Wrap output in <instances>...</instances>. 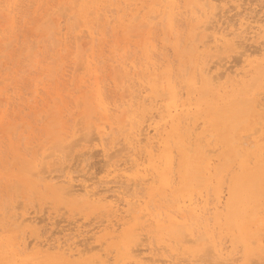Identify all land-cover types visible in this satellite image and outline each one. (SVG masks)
<instances>
[{"label": "rangeland", "instance_id": "obj_1", "mask_svg": "<svg viewBox=\"0 0 264 264\" xmlns=\"http://www.w3.org/2000/svg\"><path fill=\"white\" fill-rule=\"evenodd\" d=\"M51 1L53 3H51ZM77 1L78 0H71V1L70 0H47V1L46 0H0V54H1V57H0V81H1V83H0V109H2L0 111V117H1L0 118V172H1L0 174H3V175H0V244L3 245V243L5 241H7L9 237H11L18 244H20L22 242V244L19 246L18 252L20 253L21 257L24 258L25 260H28L31 257L32 260H29V261H31L33 264H59L60 259H59L58 255L56 254L57 253L56 250L53 249V250H49L50 252H48L47 248L43 247V248H45V249H43L42 245H41V247L39 246L41 244L40 241L43 240V236H44V240L49 238L48 241H50V238H51L50 243L51 242L52 243H60V241L66 242V239L70 238L68 240L71 242V245H73V244L75 246L79 245L77 248L74 245L73 246L75 247V249H78L80 251V254L79 255L77 254L78 256L76 255V257H78V258L75 257L73 259V261L68 262L67 264H86L87 261L89 260V258L94 256V255H97V253H98L97 256H99L101 259L104 258L103 261H105V264L107 263L106 261H108V260L110 262H108L107 264L112 263V262L114 264L115 263L114 262V258H115L114 255L116 254V252L113 250L112 245L118 241V236L121 234V231L124 228V226L122 225L123 222L128 221L127 213L125 212V214H124L126 207L122 208V205L128 207V205L126 204V201H124V200H126L125 197H127V194L130 195V197L127 198L128 200H130V199L138 200L139 199L138 200L139 203H137V204H140V202L142 201L140 204L141 206L139 205L138 208L143 207L142 205H144L147 202L146 205L148 206L149 210L151 212L158 213L160 211L163 212L164 210H166V208L171 203V202L169 203L168 200L172 199L173 196L179 192V190H180L179 188H181L183 185L182 177H180L181 176L180 172H181V169L183 167V161H185V158L182 156L181 152L179 151L178 146L176 145V137H174V136L173 137L171 136V139L168 138V141H171V142H168L169 144L167 143L168 147H169L168 151H171V155L174 159V163L172 166L173 169H171V173H170V177L172 180L171 181L172 187L168 188L172 191V193L170 194L168 189L165 190L164 186H163L164 187V189H163V187H162L163 184L160 185L161 181L158 178V176H156V178L153 179L152 175H151L153 167L154 168L157 166L158 167H162V166L165 167L164 163L162 164V162H163V154H164L163 150L165 149L166 144L163 146L161 142H158V140L163 141L162 139H165V138L167 139V136L173 131L172 127L175 126V123H173V121H171V120L169 121L170 124H169V122L167 123V125L164 124L165 120L168 119V118H165L166 117V105L171 103L173 98L171 97V93L168 92V90H166L167 94L162 95L163 94L162 92H166L163 90L165 89V87L169 88L170 86L173 87L172 89L174 91L173 92L174 97L179 98V102H187V96H188V98H190V96H191V98L188 99L189 102H191L192 96H193V98H196L195 96H197V97H200L199 99H202L201 100V102H202L201 113L198 114L199 118L201 115H203L202 112H204L205 110L208 109L205 112V115L202 116V118L200 120L198 119V116H197V120H199V123L201 124V125L199 124V126L201 128H199V126L197 124L198 122H196L195 126L197 125L199 130H198V128L196 129L195 127L192 126V130H194L196 135H193V134L189 135L188 134V132L191 130L189 128L190 125L188 127V123H185V119L183 117L184 113H183V115L180 116V118H182L183 121L180 124L181 127L179 126V128H180L179 131L181 133L187 134V136H186L187 138L185 137L186 139H190V136H191V139L187 140V142L189 141L188 143L193 144L192 146H194V144H197V145H195L194 149H192L190 151V154H189L190 158L192 159L191 160L192 163L193 164L195 163L194 165L197 164L199 166H202L204 163H202L201 161L204 162L205 159L202 160L204 156L198 152H200L202 149H203L202 151L205 152L204 149L206 150L207 147L212 145V142H214V144L212 146H210V147H214V148L213 149L211 148L212 149L211 151L207 150L208 155L210 153V156L213 157V166L218 167V170H220L222 167L224 170L223 174L221 173L222 176L217 173L218 175L216 174V180H214L212 182H209V183H206V182L203 183V181L198 182V184L196 186L197 188H196L195 193H200V195L203 197L199 200H203L204 203L207 201L209 203L210 207H213L217 201L216 200V198H217L216 192L218 190L219 191L223 190V203H226V201H228L227 199H229V197H230V194L228 192L229 190L227 188L231 187L230 189H232L234 187H238L239 185L242 184V180H244V181H246V183L250 186V188L255 193L257 192V190H256L257 188L259 189L260 187H262L258 190V194H257L258 195L257 201L260 202V203H258L259 204L258 212L261 211L260 209L264 208V195H262V194H264V164H261L260 160H264V154L262 157V155H260V154H259L260 156H256V153H258V150L261 151L264 149V140H263L264 139V134H263L264 130L261 131V128L264 129V124H263L264 123V118H263L264 108L262 106L258 105V103L256 104V102L261 103V105L264 104V101L262 98V96L264 95L263 94L264 92L263 93L260 92L261 90L257 89L256 86L259 85L260 82L264 83V81H263L264 78H262V77H264L263 76L264 75V53H263L264 51L262 50V49H264V46H263L264 42L261 44V46L257 45V43H261V41L264 40V37H263L264 36V30H263L264 26H263V29H258L259 31L258 30L256 31L258 34L255 35L256 37L255 36L253 37L254 39L249 37L250 35L247 36L248 38H250V41H251L250 42L249 40L247 41L245 38H241L239 36L238 33L241 30L238 29V27H239L238 22H240L239 20L242 19V17H246V16L242 15V13L244 14L250 8V10L247 11L248 13L250 12V14H248L246 12V14L249 15V16L247 15V18L249 17V21H250L254 17L255 21H257L258 17H259V20H261L263 17V21H260V23H258V21L255 22L254 20H251L252 25H255V23H256L257 26L261 25V28H262V22L264 24V0H242L243 2L244 1L246 2V3L244 2L245 6L243 4V6L245 7L244 8L245 10H243V11H245V12L239 11V10L243 9V6H241L242 9L239 7L238 8L236 7V9L233 8L231 10V8H230V10L228 11V8L230 6L229 5L230 2H231V4L233 3L234 7H235V4L238 2L236 4V5H238L240 3V0H238V1L237 0H234V1L229 0L228 4L226 3L227 0H220V1H218L220 5L218 6V4L217 3L216 4L218 7L221 8L222 7L221 3H223V7L220 9L221 11L218 8L215 9V11H213V13H215L216 16H214L212 18H213V20L215 18L216 22L215 21L212 22V21H210V18L209 19L207 18L208 14L210 15L208 17H211L215 14L212 13V15H211L210 13H208L206 15L201 10V5H200V3H198V0H196V1L195 0H173V1L172 0H144V1L141 0V2H140V0H89V1L86 0L85 4L83 2H81V0L78 1L79 3ZM95 3H96L95 7H101V8H103L104 11H106V9H110L112 7L114 8L115 6H117V7L121 8V11H119L121 14L118 12L114 16H111L112 21L110 20L111 18H109L108 21L103 19L102 21H98L97 23H95L93 25L94 34L91 35L88 31H86V29L88 30V25L91 24V20L95 16L92 14H90L88 16L87 11H89L90 9L92 10L93 8L87 9V6L90 4L94 5ZM103 3H104V5H103ZM143 4L145 5L144 6L145 9L143 11V16H144V19H146V17H147L146 22H145V24L147 26L142 25L141 27H138L137 25L140 26L141 24L136 23L134 28H132V30L134 31V32H132L134 37H132L133 35L130 33L132 35V36H130L128 34V30L126 29L127 20L129 17H131V14L137 10L136 8L143 7ZM241 4L242 3H240L239 6ZM61 5H62L61 8L63 11L65 10L64 9L65 6H68L69 7L68 9H70V11L72 13L74 10V12H75L74 14H75V18H76L77 22H75V20L74 21L72 20V21L75 22L76 24H78V25H76V27L73 26L75 23H72V21H70L71 17L74 19L73 15H72V13H70V11L65 10L67 12V14L68 15L70 14V15L67 17H61L62 16L60 14L61 10L58 9V8H60ZM227 5H229L228 8H227ZM232 6L233 5H231L230 7H232ZM158 8H159V10H157ZM223 8L226 9L228 12L225 11ZM216 10H218V11L216 12ZM65 11H64V13H66ZM224 11L228 13L227 14L228 16L226 15V13ZM237 11L239 12L238 16L236 13ZM48 12L50 13L49 18H51V20H52L51 23L49 22L50 19H49V21H47ZM144 12H146V13H144ZM156 12L159 13V16ZM218 12L220 13V15H224L227 17L223 16L224 18H222V16H221V19H219L220 17H219ZM105 13H107V12H105ZM78 14H79V16H78ZM107 14L109 15L111 13H107ZM217 14H218L219 18L217 17ZM65 15L66 14H64L63 16H65ZM91 15L93 17H91ZM150 15L151 16L157 15L158 18L151 23L150 20L148 19L150 17ZM251 15H256V16L252 17ZM194 16L198 17V19L200 18L199 19L200 21L204 18L203 19L204 21L208 20L209 22H207V23H210L211 25L214 24V25H212L211 28H208L209 30L206 29V27L209 26L210 24L205 25V29H204V26L201 27V28H203V30H202V29L198 28L199 25L197 26V24H199V22L197 21L198 19L197 20L194 19V18H196ZM54 17H55V19H54ZM68 17H70V18H68ZM237 17H238V19L239 18L240 19L238 20ZM260 17H261V19H260ZM4 18H5V21L3 22ZM171 18H172V20H170ZM217 18L220 21L217 20ZM191 19H192V21L190 23L189 21ZM43 20L45 23L42 22ZM222 20H223V22H222ZM227 20L229 22H227ZM230 20H232V21L236 20V21L230 22ZM109 21H111V22H109ZM224 21L227 22V25L229 23V25L228 26L224 25L223 23L226 24V22H224ZM40 22H42V24ZM220 22L222 25L220 24ZM164 23H165V25H163ZM215 23H217L216 25H218V26H216ZM235 23L238 25L236 26ZM171 24H172V27H170ZM121 25L123 28L121 27ZM195 26L197 28H195ZM216 27L219 28V31H218V29L215 30ZM229 27H231V29ZM38 28H40V29L38 30ZM233 28L238 29V30L235 29L236 36L233 35L234 33L233 34L231 33V31L234 30ZM75 29H77V30H75ZM81 29H84V30L82 31ZM114 29H116V30H114ZM210 29L212 31H210ZM221 29H222V31L224 30L223 33L221 32ZM225 29H227V31ZM50 30L51 31L53 30L52 31L53 37L55 39H57V42L59 41L58 46H55V44L52 43L53 37L50 35L51 34ZM149 30H150V32H148ZM191 30H192V34H191ZM198 30L199 31L201 30L200 33L197 32V36H198L199 40L198 39L194 40L196 37L194 34H196L195 32ZM164 31H166V32H164ZM176 31H179V32L176 33ZM140 32H141V35H140ZM146 32H148V33H146ZM201 32H202V34H201ZM203 32H204V34H203ZM210 32H211L212 37H213V34L216 32L215 35H217V33H218V34H220L219 35L220 37L223 35H224V37L228 36L229 38L228 37L227 38H228V40L230 39V41L232 39H236L234 41L235 43L232 42L233 41L232 40L231 42L233 43L232 44L233 46H226L227 47L226 50L224 49L225 45L222 44V42H221V45L217 47L214 44L215 43L214 39L211 38V36L207 35V34H210ZM225 32H227L228 34ZM81 33H84L82 37H81V35H82ZM87 33H88V36H90V37L92 36V37L91 38L87 37V35H86ZM137 33L139 34V37L136 36ZM229 33H231V34H229ZM14 34H16V35H14ZM77 34L79 35V37H81V39L76 40L77 38H75V37L77 36ZM261 34L263 35V36H261L263 38L260 37ZM164 35L167 36L168 41H166V39H165L166 36H164ZM244 35H246V34H244ZM14 36L16 37L15 39H13ZM202 36H204V37H202ZM230 36L232 39L230 38ZM206 37L208 39L210 38L211 40L209 39L210 41H205ZM258 37H260V38H258ZM61 38H63V39H61ZM131 38H133V39H131ZM139 38L143 39V40H140L141 43L139 41ZM147 38H148V41H150L153 44H149V42L146 41ZM202 38H203V40H202ZM174 39H176V42ZM212 39H213V41H212ZM237 39H238V43H239L238 45H240L242 43L243 48L241 47L242 44L240 45V48L238 45H236ZM240 39H243V40L245 39L247 43L245 42V40L244 41L241 40L242 42L239 41ZM251 39H253V41ZM260 39H261V41H260ZM3 41L4 42L10 41L11 44L7 43L9 45L8 48L5 47L6 43H4ZM138 41H139V43H138ZM203 41L205 43L206 42L207 43L205 44ZM78 42H79V45L82 46L81 49L83 52L80 57H78V54L76 53V51H77L76 50V48H77L76 43L78 44ZM187 42H189V43H187ZM208 42H212V43H210V45L215 46L217 49L215 47H214L215 49L210 47ZM252 42H255V43L253 44ZM145 43L148 44V46H146ZM245 43L247 44L248 47L244 46V45H246ZM248 43H249V45H248ZM250 43H252V44H250ZM142 44H143V46H142ZM34 45H36L35 48H33ZM56 45H57V43H56ZM114 45H115V47L117 46L116 49L113 47ZM199 45L203 46V48ZM253 45L255 46V48L257 47L256 48L257 51L259 50L258 47L259 48L261 47L262 49L261 48L260 49L262 50L261 53L263 55H261V53L259 54L260 51L257 52L256 50H254V51H256L255 52L256 54L253 53L254 54L253 55L252 53H247L249 55V56H247L246 52H249V50L251 51L252 49H254ZM87 46H89V48H91V49L85 51ZM174 46L176 48H174ZM191 47H192V49H191ZM208 47H209V49H208ZM220 47L224 50V52L222 49H221L222 51L218 49ZM229 47H231L232 50H231V48L229 49ZM244 47H245V49L246 48L248 49L250 47H252V48H250L248 51L245 50L246 52L243 51L245 53L244 54L245 56L243 57V55H238V54H240L238 52V50L239 51L244 50ZM31 48H33V50L31 51L32 53H30ZM210 48H212V49H210ZM235 49H237L236 53L234 52ZM55 50H57V52H58L57 55L59 56V58L56 56L57 57V58H55L56 61L52 59L57 53V52H55ZM166 50H167V52H166ZM192 50H195V51H192ZM116 51H118V54ZM143 51H145V52H143ZM159 51H160V53H162L161 55L159 54ZM181 51H182V53H181ZM200 51H201V54H200ZM28 52H29V55H32V56H29L27 58ZM130 52L132 53V55ZM177 52H179V53H177ZM207 52H209L208 54H211V57H209L211 60H209L210 62L208 61V64L210 65V67H211V64L213 63L212 61H214L215 58L216 59L218 58L217 56H215V53H216V55L217 54L220 55L219 58L222 56L221 54L225 55L224 53H226V55H227V53H229V55L227 56V59H229V60H227L225 57V59L220 58V59H222V60H220L218 58L217 61H215L216 63L219 62V64H221V63L223 64V62H224V65H226L229 61V63L226 66L223 65L224 68H222V70L220 69V65L218 63L217 64L215 62L213 63V64H216V66H215L216 69L213 67L214 65L212 64L211 68L213 70H211L210 77L213 75L212 73L214 72V70L215 71L216 70L224 71L226 69V67L229 68L230 66H231V69L232 68L235 70L237 69V71H236L237 73L234 70L226 69V71H228V73H227L228 75L226 74V71H225V73L222 72V73H224L222 76V78L225 79V82H224V80L218 75V73H217L218 71H216V72H214V77H215V75H217V76H219L220 79L219 78L218 79L209 78V81L206 82L204 80L205 81L204 82L203 78L201 76L202 74L200 72H201V68L203 66V62L205 61V59H206L205 63L207 62V59H209L208 58L209 55L206 54ZM230 52L233 55L230 54ZM6 53L8 55H6ZM84 53H86L85 57H88V59L91 60V65L89 66L88 69H85L84 67H82L85 69L84 71L87 73L85 76L83 75V74H85V72L80 67H78L79 70L76 69V71H74V68L76 67L75 63L78 62L77 61L78 58L81 60L85 59V58H83ZM164 53H165V55H164ZM175 53H177V54H175ZM212 53H214V54L212 55ZM127 54H129V55H127ZM194 54H195V56H194ZM241 54H243V53H241ZM76 55H77V57H75ZM188 55L190 57H188ZM204 55H206V56H204ZM251 55H252V57H251ZM129 56H130V58H129ZM201 56L204 59L203 58L201 59L200 58ZM229 56H230V58H229ZM253 56H255L254 59H253ZM260 56H262V57H260ZM147 57H149V58H147ZM243 58H245V59H243ZM196 59H198V60H196ZM248 59H249V61L246 62ZM252 59H253V62L250 61ZM255 59L256 60L260 59V61L258 60L256 63ZM261 59H262V61H261ZM30 60H32V61L29 62ZM194 60H195V63H194ZM225 60H226V64H225ZM199 61L201 62V64L199 63ZM243 62L248 64L247 68H244V66L246 67V64H244V66H243L242 65ZM30 63L33 67L30 65ZM197 63L200 64V66H198ZM205 63H204V65H205ZM186 64H187V67H190V68H188V71L186 69L187 67H185ZM50 65H51V67H50ZM80 65H82L81 61L79 63V66ZM115 65L117 67L120 65L119 66L120 67V69H119L120 73H118V74H117V71L114 70ZM228 65H229V67H228ZM253 65H254V67H253ZM162 66H163V69H162ZM197 66L200 67V69ZM217 66H219V67H217ZM232 66H234V67H232ZM259 66H261V67H259ZM5 67H7V68H5ZM221 67H222V65H221ZM242 67L244 68L243 70L245 71V73L243 70H242L243 72L241 71ZM51 68H54V69H52V71H51ZM123 68H125V69H123ZM152 68H154L155 70ZM249 68H251L252 70H253V68H256L257 70L255 69L254 71H252ZM157 69H159V70H157ZM245 69H249L248 72L250 71V74L249 73L246 74L247 70H245ZM53 70H54V72H53ZM138 70H140V72ZM142 70H145V71H142ZM153 70L156 72L157 76L155 74H153ZM78 71H80V72L78 73ZM162 71H164V72L161 74ZM185 71L188 73L186 74ZM232 71L234 72V74ZM49 72H50V74H48ZM73 72H74V74H73ZM191 72H193L192 75H190ZM198 72H199V74H198ZM254 72L256 74H254ZM45 73H47V74L45 75ZM240 73L242 74V76L246 74L245 77L246 78L248 77V79H245V77L243 78ZM53 74H54V76H53ZM116 74L118 76V79L121 80V81H119V83H117L118 80L116 79V77H117ZM136 74H138V75H136ZM149 74L151 75V77ZM236 74L239 76H237ZM251 74H254V76ZM97 75H98V77H97L98 82H97V78H95ZM152 75H154V76L152 77ZM247 75H249V76H247ZM9 76H10V78H9ZM191 77H192V79H191ZM225 77L228 79H226ZM241 77H242L241 81L243 80L242 82L239 79ZM6 78H8V79H6ZM12 78H14V79L12 80ZM87 78H88V81L85 80ZM153 78H154V80H153ZM259 78H261L262 81ZM72 79H74L73 83L71 82ZM111 79L112 80L116 79L117 81L115 80V83H114V80L112 82ZM156 79H157V81H159V83H157V81H156V83L154 84L153 82H155ZM192 80L195 82H193ZM201 80H202V82H201ZM228 80L231 81V83ZM244 80L245 81L248 80V82H245ZM250 80H252V81H250ZM160 81L163 84L160 83ZM188 82H191L190 84H192L193 86L197 82L196 86L198 88L197 87L196 88L199 89V87H200V89H199L200 91L196 89L194 92L193 90L195 88L194 87L192 88V85L188 84ZM244 82H245V86H244ZM255 82H256V84L254 85ZM98 83H99V85H98ZM202 83L204 85L203 87H201ZM214 83L216 84V86H214L215 85ZM251 83H253V84H251ZM81 84H83V86ZM224 84H226V85H224ZM250 84H251V86H250ZM188 85H190V86H188ZM230 85H232V86H230ZM261 85L262 84H260L257 87L264 89V87H262V86H264V84L262 86ZM151 86H152V88H151ZM254 86H255L256 91L259 90L258 92H260V93L256 94L255 89L253 91L252 88ZM125 87H127L126 88L127 91L123 90V89H125ZM226 87H227V89H226ZM239 87H241L240 91H238L236 89V88L239 89ZM242 87H244V88L247 87V88L244 89ZM248 87H249V89H248ZM250 87H251V89H250ZM75 88L78 89L77 93H76L77 90H75ZM158 88L159 89L161 88L159 90V93L157 92ZM90 89H91V91H90ZM135 89H137V90H135ZM220 89L221 90L223 89L222 91L225 92V93L223 92L224 96L222 95V92L220 93ZM233 89L234 90L236 89L235 91H238L239 93L237 92L235 94ZM263 89H262V91H264ZM204 90H207V92L205 94H203ZM92 91H93V93H92ZM187 91L188 92L191 91L195 95L194 94L192 95L189 92L190 93V96H189V93H187ZM196 91L199 93H197ZM228 91L229 92L233 91V92H232V94H229ZM200 92H201V94H200ZM242 92H244V93H242ZM254 92H255V94H254ZM95 93L99 94L100 97L97 94L95 96ZM160 93H162V94H160ZM72 94H73V96H72ZM87 94L91 95V96L93 95L92 96L93 98L91 96H87ZM152 94H156V95L158 94V97H156L157 100L155 99V96H153ZM226 94L228 96L227 99H226ZM233 94H235V97ZM237 94H240V95H237ZM243 94H246V95H243ZM78 95H80L81 97ZM125 95H126V97L124 98ZM150 95H152V96L150 97ZM210 95H211V97H210ZM216 95H218V96H216ZM229 95H231V96H229ZM232 95L234 98H232ZM241 95L244 96V98L247 100H244L243 98L238 100L239 99L238 96H241ZM256 95H259L260 97H258ZM251 96H252V98H251ZM57 97H60L59 100L61 102H59V100L56 99ZM79 97L82 100V106L80 104H78V102H77ZM95 97H96V99H95ZM122 97H123V99H122ZM208 97H210V98H208ZM217 97H220V99L219 98L217 99ZM223 97L226 99V100H224L225 102L220 101V100L224 99ZM249 97H250V99H249ZM1 98H3V102L1 101ZM153 98L155 100H153ZM207 98H208V101H207ZM229 98L231 99V102L236 101V103L235 102L233 103L234 106H236L235 109L230 108L228 106V107H225L227 109L221 110V108H223V106H225L226 103L230 102ZM93 99L95 102L97 101L96 102L97 104L100 103L101 107H99V105H97L95 102H93ZM149 99H150V101H149ZM158 99L164 106L158 101ZM184 99H186V100H184ZM199 99H197V98L195 99L197 103H201ZM234 99H236V100H234ZM258 99L259 100L261 99V100L259 101ZM241 100L243 102L247 101V104L244 102L246 104L245 105L243 102H240ZM153 101H155V103ZM212 101H213V103L215 102L214 105H213ZM1 102H2V106H1ZM158 102L160 105L158 104ZM220 102L222 105L220 104ZM63 103H64V105H63ZM76 103L78 104V108H77ZM205 103L207 104V107H205V105H206ZM210 103L214 107L216 106V103H218L217 104V110H216L217 112L215 111L216 108H212V110H210L211 108H209V107H212L210 105ZM224 103H225V105H223ZM253 103L255 104V106H260L263 109L259 108V107L256 108L253 105ZM10 104H12V105H10ZM50 104H52L53 106H50ZM89 104H91L92 107ZM229 104H232V103H229ZM238 104H239V106H238ZM250 104H252V105H250ZM79 105L81 106L80 109H79V107H80ZM96 105H97L98 110L96 108ZM243 105H245V107ZM230 106L234 107L233 105H230ZM82 107H83V109H82ZM240 107L241 108L244 107V108L241 110ZM228 108L233 109L232 110L233 113L231 112L232 116H230V112H229ZM73 109H75V110H73ZM124 109H126L127 111H125V113L123 112V114H122V110L124 111ZM218 109H220V110H218ZM237 109H240L243 113L241 114L240 110H238V112H236ZM99 110L101 113L99 112ZM221 111L224 112L225 114H229V117L226 116L225 114H223ZM234 111H235V113H234ZM104 112H105V114H104ZM126 112L128 115L126 114ZM163 112H164V114H163ZM218 112H219V114H218ZM155 113L157 115H159L160 117L161 116L162 117L161 118H157L159 116L154 117ZM161 113H162V115H160ZM206 113H208L209 115ZM214 113L216 115H213ZM63 114L64 115L66 114L65 117H63ZM82 114L84 115V117ZM89 114H92V116L97 117V119L95 117L90 116ZM120 114H122V115H120ZM211 114H212V116H211ZM220 114H223V115H220ZM99 115H100V117H99ZM118 115H120V116H118ZM123 115H124V117H123ZM146 115H148L149 117L153 116V118H155V119L157 118L156 120L152 119V121L155 120L153 122L154 123L153 126L156 125V123L157 124L161 123L160 124L161 128H159V134L160 135L153 128H151L152 130H150V128H148V130L153 131V134H154L153 135L152 133L147 131V133H148L147 136L150 137L151 141L148 142V139H146V137H147L146 135H145V139H143L144 136H141L142 142L139 143L140 144L139 145V144L135 143V141H132L131 139L133 138V136H135V134H133V132L139 130L141 127L143 128V124H145V122H146V120H145L146 118L144 116H146ZM233 115H234V117H233ZM254 115H256V116H254ZM117 116H118V118L119 117L121 119L123 118L121 121H120V119H118L120 123L118 121L116 122ZM148 116H146V117H148ZM219 116H221L222 119L218 118ZM223 116L225 118H223ZM203 117L205 120H207V123L203 119ZM209 117L215 118V119H217V121H215V119H212V118L209 119ZM242 117H244V118H242ZM245 117H247V118H245ZM77 118H79L81 121H83V120L85 121V122H83V124L85 123L84 126H82L83 125L82 122ZM98 118H100L99 119L100 121L98 120ZM125 118L127 119V121H129V124H127L126 120L123 121ZM257 118H259V119H257ZM223 119H224V121H225V119H227V121H228L227 124H226V122L223 121ZM237 119L239 120L238 122L235 121ZM76 120L77 121L79 120L81 123L76 122ZM96 120H98L97 121L98 123L96 122ZM144 120H145V122H144ZM159 120H160V122H159ZM209 120H212V121L210 122ZM250 120H251V122H250ZM131 121L133 122L132 124H130ZM214 121H215V123L213 125ZM260 121H261V123H260ZM142 122H144V123H142ZM147 122L145 124L146 127H147V124L151 123V120H149V121L147 120ZM220 122H223V123H220ZM232 122H234L233 123L234 125L232 124ZM91 123H93V125L95 126V127L93 126L94 128H96L98 126L99 129H101V128L105 129L107 134H105L104 137L105 136L106 137L111 136L108 139L105 138L107 141L109 140L108 143H105V142H107V141H105V139H103V140H100V139L96 140L95 139L94 140V139H92V137H91L92 140L90 141V143L87 142L88 140L86 142L82 141V138H84V134H82V133L84 131L88 130L89 132L92 133V130L87 129L89 126H91ZM122 123L124 124L123 127L121 126ZM162 123H163V126H162ZM202 123H204V124L206 123L207 126H206V124H205L206 127L204 126V124L202 126ZM244 123H245V126H244ZM259 123H260V125H259ZM52 124L54 126H52ZM172 124H173V126H172ZM223 124H225L226 127L223 126ZM255 124L259 125L256 127H258V128L260 127L258 130V133H257V135H259V136H255V133L257 132V129H258L255 127ZM85 125H86V128H85ZM185 125H187V126H185ZM220 125H222V126H220ZM236 125H237V128L235 129ZM79 126H81L80 131H82V132L78 131L77 127H79ZM114 127L115 128L117 127V128L115 129ZM120 127H122V128L120 129ZM204 127H205V131H207L209 133L210 132L214 133L216 135L215 136L214 134L213 135L211 134V138L213 136L214 141L210 138V134H207L205 132V135H204V129H202ZM209 127H211V129ZM219 127H223L225 129L220 130ZM16 128H18L17 131H16ZM82 128H84V129H82ZM94 128H93V130L95 131V133L96 132L98 133V130H95ZM164 128L166 130H164ZM186 128H188V129H186ZM229 128H230V130H229ZM239 128H240V130H238ZM253 128H256V129L253 130ZM76 129H77V132H75ZM122 129H125V130H123V132H121ZM162 130H163V132H162ZM167 130L169 131V134L166 133ZM200 130H203V131H200ZM233 130H234V132H233ZM109 132L112 135H108ZM201 132H203V133H201ZM228 132H230V133H228ZM237 132H239V135ZM13 133L16 134V136ZM84 133H86V135H87V136L85 135L86 136L85 140H86V139H88L87 137H89L90 134L88 135L87 134L88 132H84ZM231 133H233V136L231 135ZM206 134L209 136H207ZM249 134H250V136H249ZM162 135H163V137H162ZM198 135H200V136L198 137ZM23 136L25 137L24 140H23ZM196 136L199 139H197ZM201 136H204V138ZM228 136H230V137H228ZM93 137H95V135ZM97 137L99 138L98 135H97ZM120 137H123L122 140L119 139ZM208 137L210 139H208ZM231 137L234 139L231 140ZM238 137H240V138H238ZM74 138L75 139L77 138L76 140L81 142L80 145L73 147L74 143L78 144V141L76 142V140L75 141L73 140V142H74L73 144L71 143V140ZM79 138H81V140ZM228 138H230L229 141L227 140ZM56 139L59 140L60 143L63 142L62 144H64V145L65 144L67 145V143L70 140V144H72L71 149L73 147L74 151L69 150L70 145H67V147L63 146V149L66 147L65 148L66 153H65L62 150V146H61L62 144H60L59 141L58 142L54 141ZM116 139H119L120 141H118ZM172 139H174V140H172ZM200 139L201 140L205 139V140H203V142L204 141L205 142L207 141V142L203 143ZM215 139H217L218 142ZM115 140L118 142H114ZM143 140H144V142H143ZM194 140L196 143L194 142ZM234 140H235V142H234ZM53 141H54V144H52ZM96 141H97L98 145H97ZM93 142H95L96 144ZM55 143H57V144L59 143L60 145H58V147H57V145ZM121 143L123 145L128 146V147L124 146L122 148V150L120 149L121 153L124 152V153H122L123 155L120 153L117 154L116 150H112V148L113 149L121 148V146H122ZM159 143H161V144H159ZM208 143H210V144L208 145ZM216 143H217V147H218L219 143L223 145L222 146L219 144L222 147L218 148V151L220 153L222 152L223 156L221 154H218L219 152H217V150L215 151L216 154L214 153V149H217V147L215 146ZM35 144H37V145L35 146ZM94 144L96 145V147ZM202 144L203 145L206 144L207 145L206 148H205V146L203 148ZM224 144L226 146H224ZM228 144H229V146H228ZM199 145H201L202 149L200 148ZM236 145L239 146L241 149L238 150L236 148ZM26 146H28V147H26ZM59 146H61V147H59ZM91 146H93L94 148ZM196 146L198 148H196ZM100 147H101L102 152L100 151ZM103 147H105V150ZM125 147H126V149H125ZM230 147L232 149H229ZM25 148H27L28 150ZM127 148H129V149H127ZM151 148H153L152 149L153 153H151V151L149 150ZM199 148H200V150H199ZM87 149H88V151H87ZM98 149H99L100 153L103 154V156L100 155V153L98 155V152H99ZM123 149H125V150L123 151ZM219 149L223 150V151H220ZM50 150L53 151V153H48V152H50ZM68 150L72 152L71 156L67 155V154H69ZM94 150H97V151H94ZM132 150H134V151H132ZM141 150H143L144 154L148 155V157L144 154H141ZM193 150H195V152H193ZM235 150L239 151L240 156H238V154H237L238 151L235 152ZM86 151L89 153L88 155H87ZM93 151H94V154L91 153ZM110 151L112 152V154H113V151H114V153L117 154V156L113 155L114 157L113 156L111 157L112 163L109 160L110 156H108L111 153ZM131 151H132V153H131ZM95 152H97V153H95ZM45 153L52 155V156L48 155L49 157L46 158V160H45L46 163H45V165H43V166H45L47 171L48 170L51 171L54 175H62L59 173H63V175H69L72 178L74 177L73 178L74 184L78 185L81 183L80 186H78V188L81 187L82 184L83 185L86 184V185H88L89 190L91 189L90 191L96 192L98 190L97 192L100 193L101 195L105 194V196H107L109 193L110 194L111 193H114V194L117 193L119 195V197L121 198V200L117 199L118 198L117 194H115L117 197L114 196V198L111 197L110 199L116 200V202L121 204L120 205L121 208L123 210L125 209L124 211L121 210V212L123 211V213H121V212L117 213V214H119V216L116 217L114 215H111L112 213L105 210V209L103 210L102 208H98V207H95L93 205H88V204L84 203L81 200L82 199L81 197H77V198H73V199H63V198L59 197L58 195L54 194L53 192H51L50 190H46V189L44 190V188H42V187L34 186L29 179V178H31V175H32L31 172L33 171V168L31 167V162H32V159L34 157L41 156ZM133 153L136 154L137 156L134 155ZM158 153H159V155H158ZM212 153H214L215 155L214 154L212 155ZM75 154L77 155V156H75L76 160L74 158ZM90 154H92V155H90ZM104 154H105V156H104ZM59 155L61 156L60 161H59V157H60ZM81 155L85 156V157H82ZM250 155H252L253 157H250ZM78 156H79V158H78ZM127 156H129L130 158ZM157 156H158V158H157ZM194 156H195V158H194ZM226 156H229L228 160L226 159ZM68 157H69V160H68ZM161 157H162V159H161ZM223 157H224V159H223ZM231 157L233 159H231ZM254 157H255V159H254ZM150 158L151 159L154 158V159L151 160ZM198 158H200V159H198ZM217 158L219 159L218 164H217V162H218ZM65 159H67V160H65ZM79 159H81V161ZM221 159H222V161H221ZM246 159H249L248 160L249 162L246 161ZM127 160H129V161L126 162ZM216 160H217V162H216ZM229 160L230 161L232 160V161L230 162ZM251 160L252 161L254 160V162H252ZM106 161L107 162L109 161V163L107 165H106V163H107ZM131 161H133L132 165H131ZM159 161L160 162L162 161V162L160 163ZM121 162L123 164H124V162H126V163L123 165V164H121ZM140 162H141V164H140ZM158 162H159V164H157ZM243 162H245L247 164L246 167L243 166ZM73 163H74V165H72ZM78 163H79V166L77 165ZM128 163H129V165H128ZM200 163H202V164H200ZM249 163H251L252 165ZM109 164H110V167H109ZM111 164H113L112 167H111ZM154 164H156V165H154ZM122 166H124L123 168L127 169V171L125 169L123 171ZM226 166L227 167L229 166L228 168H230L229 174L227 171L228 168H226ZM232 166H234V167H232ZM58 167H60V169H58ZM63 167L64 168L66 167V168L63 170ZM69 167H71V168H69ZM128 167H129V172H128ZM241 167H244V168H241ZM40 169L42 171L43 168H40ZM82 169H83V171H82ZM53 170L54 171L56 170V171L54 172ZM17 172H18V174H17ZM230 172H231V174H230ZM6 173L10 176L7 177ZM76 173H77V175L78 174L80 175V176L78 175V178L77 177L75 178V176H77V175H75ZM128 174L131 176H129ZM134 174H135V176H134ZM136 174H138V175L136 176ZM144 174L147 175L146 178H148L147 179L148 181L147 180H145V181L141 180L140 176L144 175ZM177 174H179V175H177ZM225 174H226V177H225ZM233 174H236V175H233ZM148 175H150V177ZM218 176L222 177L221 178L222 181L219 180V182H218V180H217ZM242 177L244 179H242ZM18 178H20V179H18ZM138 179L140 181L137 183ZM175 179L177 181H175ZM225 179H227V181ZM262 181H263V184L260 185V183ZM86 182H88V183H86ZM132 182H133V184H132ZM122 184L125 187V189H123V186H121ZM135 184H137V185H135ZM138 184H140V185L138 186ZM153 184L155 185L154 187H153ZM205 184H206V187L204 186ZM11 185H12V187H11ZM89 185H91V188ZM111 185H114V187L112 186V188H111L113 191L108 190V188L111 187ZM118 185H120V186H118ZM157 185H159V186H157ZM218 185H220V186H218ZM234 185H237V186H234ZM241 186H239V188ZM128 187L130 188L129 191L127 190ZM142 187L145 189H143ZM155 187H156L157 192L155 190ZM76 188H77V186H76ZM115 188H116V190H115ZM105 189H106V191H104ZM160 189L162 192L160 191ZM31 190H33L35 193ZM143 190H146V191H143ZM214 190H216V192ZM130 191L132 193H130ZM205 192H206V196H205ZM106 193H107V195H106ZM152 193H153V195H152ZM31 194H33L34 196ZM110 194L108 195V198L110 197ZM112 195L113 194H111V196ZM133 195H135V196H133ZM143 196H144V198H143ZM224 196H225V199H224ZM141 197H142V199H141ZM260 198H262V199H260ZM119 200H120V202H119ZM122 200L124 203L122 202ZM262 200H263V202H262ZM16 203H17V207H21V208H17V207L14 208V206H16ZM35 203H37V204L35 205ZM20 204H23V205H20ZM71 205L72 206L74 205V207L72 208ZM8 207H11V208H8ZM32 209H33V211L31 213ZM14 210H15V212H14ZM28 211H29V213H28ZM74 213H76V214H74ZM17 214L20 215V217L19 216L17 217ZM23 214H25V217L27 216L28 218H30V216H28V215L33 214L34 217L31 215V217H32L31 220L34 222L32 224H29V222H28L29 220L27 219L22 224H20V221L22 220L21 215H23ZM83 214L85 217L83 216ZM87 214H89V215H87ZM110 215L112 217H109ZM103 216H106L108 218L107 219L105 217L106 221L108 222L107 224H105V220L103 223L100 221L101 217H102V220L105 219ZM125 216H127V217H125ZM88 217H90V218H88ZM95 217H96V219H95ZM35 218L36 219L38 218V220H36ZM84 218L87 220H85ZM110 218L112 221L115 220L116 222L114 221L112 223L111 220H109ZM210 218H211V215H210ZM119 219H121L123 222ZM75 221L77 222V225L74 223ZM109 222H111V223H109ZM209 223H210L209 232H211V235H213L215 237V240L217 242L221 241L222 245L225 247L224 251L227 252L225 255L226 257H223L225 259V260H223V264H227V262L231 263V261H227L226 259L231 260L232 256H233V258H232L233 263H231V264H250V262L252 264L255 261H257L259 264H264V261H263L264 260L263 259L264 258V250L260 251V252H255V253L251 254L250 256H247L243 244L240 243L236 237L237 233L234 234L235 236L233 237L232 231H231L232 234L231 233L229 234L230 229L226 225H224V222H221V224H219L217 221L215 222V220H213V217H212V219H210ZM118 224L121 225V227H119ZM115 226H116L117 230L121 228L120 231L119 230L117 231L116 228L115 229L111 228V227H115ZM220 227H223V228L220 229ZM225 227L227 228L226 232H224L226 229ZM223 229H224V231H223ZM251 229L253 232H256V234H257L256 237L260 238L262 240L261 243H263V245H264V236H263L264 228L260 229V228H257V226H254V228L252 227ZM14 230H16V231L18 230V231L16 232ZM27 230H28L29 234L26 233ZM101 230H103V232H101ZM96 232L98 234H96ZM3 233H5V234H3ZM143 233H147V231H143ZM1 234H2V236L3 235L4 236L2 237ZM27 236H28V238H27ZM148 236H150V235L147 234V236H146V234H145L144 237L142 236L144 238V241L145 240L146 241L141 242V240H139L141 245L138 247L139 248L141 247L140 249H142V248L146 249V245H148V248H147V250H145L146 252L144 255H146V257H149V258H151V255L154 258H157V257L160 258L162 256V253L164 252L165 248H163V249L161 248L162 246L158 244L155 236L154 237L150 236L149 239L147 238ZM31 237L34 239H32ZM142 237L140 236L141 239H142ZM152 237L155 240H153ZM30 238H31L32 242L29 241ZM113 238H114V240H112ZM146 238L148 239V242H147ZM23 239H25L24 240L25 243L29 239L28 244L30 242L31 243L30 246L31 245L32 246L30 247L31 249L29 247L28 248L33 253L29 249L26 250L24 248ZM52 239H53V241H52ZM58 239H60V240H58ZM55 240L56 241L58 240V241L56 242ZM73 241H78L77 243H79V244H75V242H73ZM108 241L110 242V244ZM154 241H155L156 246L154 244H152ZM200 241H201L200 243H198V242L197 243L196 242H190L191 244L188 243V245H190L192 248L197 249V250L200 249L196 254L197 256L193 257L192 260H189V259H186L185 256L180 255L179 256L180 263L186 264L188 262L189 264H213V263L217 264V261H219L218 263H221L223 258H219L218 256H216L215 258L219 259V260H217L214 258L215 255L214 256L211 255V254H215L214 251H211V252H213V253H211L209 250H207V248H206L207 245H208V249L209 248L212 249V246L210 247L211 244H210L209 240L208 241L207 240L206 241L200 240ZM103 242H104V244H103ZM100 243H102V244H100ZM107 243H108V245L106 246ZM143 243H145V245H143ZM96 244H97V246L102 245V248H105V250H103L102 248L97 247V248H100L99 252L101 251L102 253H104L103 251L106 252V250H107V252L104 254H101L102 256H100L99 252L97 251V248H92V246L94 247V245H96ZM98 244H100V245H98ZM151 244L153 245V247ZM2 245H0L1 246L0 247V264H1ZM171 245L173 247L177 246V244L174 240L171 241ZM240 245H242V246H240ZM87 247L89 248V250L87 249ZM107 247H109L108 248L109 250L106 249ZM149 247H150V249H149ZM23 248H24V250H23ZM239 248L242 249L241 250L242 252H240L241 254L238 251ZM38 249L41 251H39ZM148 249H149L150 253L147 252ZM205 249H206V252L208 251L207 253H209V254H206L207 258L204 257L205 256L204 255ZM151 250L152 251L154 250V253L151 252ZM158 250L160 252H158ZM230 250L232 253L230 252ZM86 251L88 253L91 251L90 253L93 255L87 254ZM111 251L112 252L114 251L113 256H112ZM203 251H204V254H203L204 256L201 255V253ZM83 253H86L87 255L83 254ZM29 254L30 255L33 254V255L30 256ZM82 254L84 257L83 256L81 257ZM106 254H108V255H106ZM147 254H149V255L151 254V255L149 256ZM165 254H169L167 249L165 251ZM229 254H231V255H229ZM256 254L258 256H256ZM53 255H54V257H53ZM198 255H200V257ZM208 255H211V256H208ZM227 255H229V256H227ZM241 255H242V257H241ZM25 256H27L28 258ZM236 256H238V257L240 256L241 259L235 258ZM259 256H261V258H259ZM197 257L200 258L201 260L199 259V261H197V260L194 261L195 258H197ZM250 257H251V259H250ZM34 258H36V259H34ZM208 258H209V260H208ZM211 258L213 260H210ZM234 258H235V261L233 260ZM252 258H253V260H252ZM33 259L35 261H33ZM236 259H239V260L236 261ZM254 259H256V260H254ZM182 260H184V261H182ZM38 261H39V263H38ZM224 261H225V263H224ZM258 263L255 262L254 264H258Z\"/></svg>", "mask_w": 264, "mask_h": 264}, {"label": "bare ground", "instance_id": "obj_2", "mask_svg": "<svg viewBox=\"0 0 264 264\" xmlns=\"http://www.w3.org/2000/svg\"><path fill=\"white\" fill-rule=\"evenodd\" d=\"M47 1V0H46ZM71 1V0H70ZM79 1V0H78ZM77 1V2H78ZM89 1V0H88ZM144 1V0H143ZM173 1V0H172ZM196 1V0H195ZM218 1H220V0H198V3H200V5H201V10L207 15L208 13H210L211 15H212V13H213V11H215V9H221L222 7H223V3H221V5H222V7L220 8V7H218L220 4H219V2ZM231 1H234V0H231ZM238 1V0H237ZM236 1V2H237ZM242 0H240V3H242L240 6H239V4L238 5H236L235 4V7H234V4L232 3L231 4V2H230V6L231 5H233L232 7H230L229 5H227V8H228V6H229V8H228V11L230 10V8H231V10L234 8V9H236V7L238 8H241L242 9V7L241 6H243V4H244V6H245V3L242 1ZM81 2H83L84 4L86 3V0H81ZM140 2H141V0H140ZM162 2V1H161ZM225 2V1H224ZM228 2H229V0H227V4H228ZM51 3H53L52 1H51ZM68 3V2H67ZM79 3V2H78ZM94 3V2H93ZM157 3V2H156ZM218 4V6H217V4ZM81 4V3H80ZM106 4V3H105ZM109 4V3H108ZM129 4V3H128ZM155 4V3H154ZM172 4V3H171ZM82 5V4H81ZM87 5V4H86ZM95 5H96V3L94 4V5H88L87 6V9H90V8H93L91 11L89 10V11H87V14H88V16L90 15V14H92V15H94L95 17L91 20V24H89L88 25V30L86 29V31H88L91 35H93L94 34V28H93V25L95 24V23H97L98 21H102L103 19L104 20H109V18H111V16H114L115 14H117L119 11H121V8H119V7H117V6H115L114 8L112 7V8H110V9H106V11H104L103 10V8H101V7H95ZM103 5H104V3H103ZM107 5V4H106ZM162 5V4H161ZM199 5V6H200ZM112 6V5H111ZM120 6V5H119ZM145 5L143 4V7H141V8H136L135 10V12H133L132 14H131V17H129L128 18V20H127V27H126V29L128 30V34L130 35V36H132L133 34H132V32H134L133 30H132V28H134V26H135V24L136 23H140L141 25L139 26V25H137L138 27H141L142 25L144 26V25H146L145 24V22H146V19H147V17H146V19H144V16H143V11H144V9H145V7H144ZM147 6V5H146ZM243 6V9L242 10H239V11H243V10H245L244 7ZM263 6V5H262ZM59 7V6H58ZM62 5L60 6V8H58L59 10H61L60 11V14L62 15L61 17H67V16H69L68 14H67V12L65 11V10H67V11H70V9H68L69 7L68 6H65L64 7V11L66 12V13H64V11L62 10ZM104 7V6H103ZM67 8V9H66ZM131 8V7H130ZM226 8V7H225ZM247 8V7H246ZM123 9V8H122ZM224 9V8H223ZM41 10V9H40ZM46 10V9H45ZM130 10V9H129ZM157 10H159V8L157 9ZM156 10V11H157ZM225 11H227L226 9H224ZM249 10H250V8H249ZM249 10H247V11H249ZM2 11V10H1ZM218 10H216V12H217ZM221 11V10H220ZM224 11V12H225ZM227 11V12H228ZM246 11V12H247ZM50 12V11H49ZM48 12V15H47V21H49V19H50V23L52 22V20H51V18H49L50 16H49V13ZM62 12V13H61ZM79 12V11H78ZM105 12H107V13H111V14H107V13H105ZM159 12V11H158ZM193 12V11H192ZM227 12H225L226 13V15L228 14ZM243 12H245V11H243ZM246 12L243 14L242 13V15H244V16H246V17H242V19H238V17H237V19L240 21V22H238L239 23V25L238 24H236V26L238 25L239 27H238V29L239 30H241L238 34H239V36L241 37V38H245L247 41L249 40L250 41V38H248L247 36L248 35H250L249 37H251V38H253L256 34H258L256 31L258 30V29H263V26H264V24H263V22H262V28H261V25H259V26H257V24L255 23V25H252L251 24V20H254L255 21V18L253 17V16H256V15H251L253 18L249 21V17L247 18V15L248 14H250V12L248 13V14H246ZM70 13H72L71 11H70ZM75 12H74V10H73V13H72V15H73V17H74V19L71 17H68V18H70L71 20L70 21H74L75 20V22H77L76 21V18H75V14H74ZM120 13V12H119ZM144 13H146V12H144ZM157 13V12H156ZM161 13V12H160ZM219 13V12H218ZM224 13V14H225ZM230 13V12H229ZM237 13V16H238V14H239V12L237 11L236 12ZM64 14H66L65 16H63ZM121 14V13H120ZM158 14V16H159V13H157ZM213 14H215V13H213ZM241 14V13H240ZM246 14V15H245ZM2 15V14H1ZM10 15V14H9ZM40 15V14H39ZM59 15V14H58ZM91 15V17H93ZM235 15V14H234ZM241 15V16H242ZM78 16H79V14H78ZM147 16V15H146ZM153 16V17H152ZM150 15V17L148 18L149 20H150V22L152 23L154 20H156L157 18H158V16L156 15V16H154V15ZM208 16H210L209 14H208ZM207 16V18L209 19L210 18V21H215V18H214V20H213V18L212 17H214V16H216V14L215 15H213V16H211V17H208ZM221 16H222V18H224V17H227V16H224V15H220V13H219V17H218V14H217V17L219 18V19H221ZM224 16V17H223ZM240 16V17H241ZM249 16V15H248ZM90 17V18H91ZM194 17H196V16H194ZM3 18V17H2ZM191 18V17H190ZM206 18V19H207ZM217 18V20H219ZM23 19V18H22ZM37 19V18H36ZM54 19H55V17H54ZM67 19V18H66ZM195 20H197L198 19V17H196V18H194ZM200 19V18H199ZM197 20L198 22H199V24H197V26L199 25V27L198 28H200V29H202L203 30V28H201V27H203L204 26V29H205V25H208V24H210V23H207V22H209L208 20L206 21H204L203 19L200 21V20ZM212 19V20H211ZM260 19H261V17H260ZM45 20V19H44ZM44 20L42 21L43 23H45L44 22ZM80 20V19H79ZM111 21H112V18L110 19ZM148 20V21H149ZM170 20H172V18L170 19ZM237 20V21H238ZM5 21V18H4V20H3V22ZM72 21V23H75V22H73ZM111 21H109V22H111ZM126 21V20H125ZM191 21H192V19L189 21L190 23H191ZM220 21V20H219ZM218 21V22H219ZM234 21H236V20H234ZM234 21H232V20H230V22H234ZM258 23H260V21H263V17H262V19L261 20H259V17H258ZM257 21H255V22H257ZM42 22H40L41 24H42ZM85 22V21H84ZM90 22V21H89ZM168 22V21H167ZM216 22V21H215ZM222 22H223V20H222ZM224 22H226V21H224ZM227 22H229L228 20H227ZM227 22H226V24L225 23H223L224 25H226V26H228L229 25V23H228V25H227ZM149 23V22H148ZM160 23V22H159ZM185 23V22H184ZM254 23V22H253ZM24 24V23H23ZM83 24V23H82ZM85 24V23H84ZM102 24V23H101ZM217 23H215V25H216ZM220 24H221V22H220ZM233 24V23H232ZM231 24V25H232ZM2 25V24H1ZM54 25V24H53ZM76 25H78V24H74L73 26L74 27H76ZM98 25V24H97ZM162 25V24H161ZM163 25H165V23L163 24ZM167 25V24H166ZM212 25H214V24H212ZM211 24L209 25V26H207L206 27V29H208V28H211V26H212ZM222 25V24H221ZM3 26V25H2ZM30 26V25H29ZM84 26V25H83ZM99 26V25H98ZM147 26V25H146ZM216 26H218V25H216ZM233 26V25H232ZM235 26V27H236ZM31 27V26H30ZM54 27V26H53ZM67 27V26H66ZM81 27V26H80ZM101 27V26H100ZM121 27H122V25H121ZM164 27V26H163ZM170 27H172V24H171V26ZM190 27V26H189ZM214 27V26H213ZM223 27V26H222ZM221 27V28H222ZM234 27V26H233ZM25 28V27H24ZM65 28V27H64ZM63 28V29H64ZM102 28V27H101ZM123 28V27H122ZM195 28H197L196 26H195ZM230 29H231V27H229ZM40 28H38V30H39ZM137 29V28H136ZM215 29V28H214ZM213 29V30H214ZM218 29V31H219V28H217L216 27V29L215 30H217ZM234 29V28H233ZM236 29V28H235ZM235 29L234 30H232L231 31V33L234 35V36H236V33H235ZM238 29H236V30H238ZM75 30H77V29H75ZM82 31L84 30V29H81ZM114 30H116V29H114ZM123 30V29H122ZM121 30V31H122ZM140 30V29H139ZM138 30V31H139ZM209 30V29H208ZM226 31H227V29H225ZM264 30V29H263ZM51 31V30H50ZM53 31V30H52ZM50 32L51 34V36L53 37V32ZM201 31V30H200ZM200 31L198 30V31H196L195 33L196 34H194L196 37H195V39L194 40H196V39H198L199 40V38H198V36H197V32L198 33H200ZM210 31H212L211 29H210ZM224 31V30H223ZM223 31H222V29H221V32L223 33ZM229 31V30H228ZM259 31V30H258ZM123 32V31H122ZM148 32H150V30L148 31ZM148 32H146V33H148ZM164 32H166V31H164ZM177 32H179V31H176V33ZM230 32V31H229ZM13 33V32H12ZM55 33V32H54ZM60 33V32H59ZM62 33V32H61ZM132 35H131V34ZM214 33V32H213ZM216 33V32H215ZM215 33L213 34V37L211 36V32H210V34H207V35H209V36H211V38H213L214 39V44H215V46H220L221 45V42H222V44H224L225 45V47H224V49L226 50V46H233L232 44V42H234L236 39H232L231 38V36H230V38L233 40H231L230 41V39L228 40V38L227 37H224V35L223 36H219L220 34H218L217 33V35H215ZM225 33H227V32H225ZM224 33V34H225ZM231 33H229V34H231ZM261 33V32H260ZM18 34V33H17ZM82 35H81V37L83 36V34L84 33H81ZM165 34V33H164ZM191 34H192V30H191ZM201 34H202V32H201ZM203 34H204V32H203ZM228 34V33H227ZM241 34V35H240ZM244 34H246V35H244ZM14 35H16V34H14ZM61 35V34H60ZM87 35V37H89V38H91L90 36H88V33L86 34ZM140 35H141V32H140ZM226 35V34H225ZM19 36V35H18ZM62 36V35H61ZM60 36V37H61ZM76 36V35H75ZM136 36H138L139 37V34L137 33V35ZM135 36V37H136ZM164 36H166V35H164ZM174 36V35H173ZM238 36V35H237ZM259 36V35H258ZM261 36H263L262 34L260 35V37ZM71 37V36H70ZM81 37H79V35L77 34V36L75 37V38H77L76 40H79V39H81ZM132 37H134V35L132 36ZM202 37H204V36H202ZM239 37V38H240ZM256 37V36H255ZM260 37H258V38H260ZM264 37V36H263ZM263 37H261V38H263ZM11 38V37H10ZM16 37L14 36V38L13 39H15ZM165 38V37H164ZM227 38V39H226ZM235 38V37H234ZM248 38V39H247ZM12 39V40H13ZM53 40V44H55V46H58V42H57V39H55L54 37L52 38ZM61 39H63V38H61ZM131 39H133V38H131ZM166 41H168V38H167V36H166ZM208 38L206 37L205 38V41H210L209 39L207 40ZM213 39H212V41H213ZM244 39V40H245ZM254 39V38H253ZM253 39H251L252 41H253ZM257 39V38H256ZM11 40V41H12ZM55 40V41H54ZM69 40V39H68ZM130 40V39H129ZM140 40H143V39H140L139 38V41ZM145 40V39H144ZM151 40V39H150ZM175 40V42H176V39H174ZM202 40H203V38H202ZM244 41L243 39H240L239 41ZM246 40H245V42H246ZM63 41V40H62ZM139 41H138V43H139ZM146 41H148V38H147V40ZM145 41V42H146ZM241 41V42H242ZM260 41H261V39H260ZM4 42V41H3ZM90 42V41H89ZM117 42V41H116ZM149 42V44H153V43H151L150 41H148ZM153 42V41H152ZM174 42V41H173ZM174 42V43H175ZM178 42V41H177ZM195 42V41H194ZM204 42V41H203ZM202 42V43H203ZM251 42V41H250ZM259 42V41H258ZM264 42V40H262L261 41V43H257V45L259 46H261V44ZM4 43H6L5 44V47H9V45L8 44H11L10 43V41H5ZM8 43V44H7ZM56 43H57V45H56ZM88 43V42H87ZM140 43H141V41H140ZM143 43V42H142ZM159 43V42H158ZM173 43V44H174ZM187 43H189V42H187ZM205 43V42H204ZM207 43V42H206ZM205 43V44H206ZM209 43V45H210V43H212V42H208ZM235 43V42H234ZM244 43V42H243ZM247 43V42H246ZM245 43V44H246ZM253 44L255 43V42H252ZM252 43H250V44H252ZM15 44V43H14ZM177 44V43H176ZM239 43H238V39H237V41H236V45H238ZM242 44V43H241ZM240 44V45H241ZM264 44V43H263ZM76 45H77V48H76V53L78 54V57H80L81 56V54L83 53L82 52V46L81 45H79V42H78V44L76 43ZM86 45V44H85ZM88 45V44H87ZM145 45L146 46H148V44H146L145 43ZM187 45V44H186ZM191 45V44H190ZM189 45V46H190ZM240 45H238L239 46V48H240ZM248 45H249V43H248ZM54 46V45H53ZM54 46V47H55ZM90 46V45H89ZM89 46H87V48L85 49V51H87V50H89V49H91V48H89ZM142 46H143V44H142ZM152 46V45H151ZM199 46H201V45H199ZM208 46V45H207ZM215 46H211L210 45V47H212V48H214ZM223 46V45H222ZM244 46H247V44L246 45H244ZM264 46V45H263ZM262 46V47H263ZM36 47V45H34L33 46V48H35ZM115 49H116V47H115V45L113 46ZM202 48H203V46H201ZM242 48H243V44H242V46H241ZM248 47V46H247ZM16 48V47H15ZM30 48V47H29ZM33 48H31V50H30V53H32L31 51L33 50ZM44 48V47H43ZM85 48V47H84ZM113 48V49H114ZM120 48V47H119ZM123 48V47H122ZM148 48V47H147ZM174 48H176L175 46H174ZM184 48V47H183ZM212 48H210V49H212ZM216 48V47H215ZM214 48V49H215ZM231 47H229V49H230ZM250 48H252V47H250ZM250 48H246L245 49V47H244V50H238V52L240 53V54H238V55H243V57L245 56L244 54V52H246L245 50H249ZM253 48L254 49H252L251 51L249 50V52H246V54L247 53H255L257 50H256V48H255V46L253 45ZM261 48V47H260ZM259 47H258V51L257 52H259V54L262 52V50L264 51V49H260ZM60 49V48H59ZM112 49V48H111ZM121 49V48H120ZM146 49V48H145ZM187 49V48H186ZM191 49H192V47H191ZM198 49V48H197ZM208 49H209V47H208ZM217 49V48H216ZM219 50H221L222 48L220 47V48H218ZM35 50V49H34ZM118 50V49H117ZM176 50V49H175ZM218 50V51H219ZM223 50V49H222ZM221 50V51H222ZM231 50H232V48H231ZM234 50V49H233ZM254 50H256V51H254ZM28 51V50H27ZM65 51V50H64ZM91 51V50H90ZM119 51V50H118ZM118 51H116L117 52V54H118ZM191 51V50H190ZM189 51V52H190ZM192 51H195V50H192ZM214 51V50H213ZM216 51V50H215ZM244 51V52H243ZM253 51V52H252ZM52 52V51H51ZM55 52H57V50H55ZM143 52H145V51H143ZM166 52H167V50H166ZM199 52V51H198ZM223 52H224V50H223ZM235 53L237 52V49H235V51H234ZM131 53V52H130ZM135 53V52H134ZM133 53V54H134ZM177 53H179V52H177ZM177 53H175V54H177ZM181 53H182V51H181ZM197 53V52H196ZM203 53V52H202ZM209 52H207L206 54L207 55H209L208 56V58L209 57H211V54H208ZM221 53V52H220ZM241 53H243V54H241ZM264 53V52H263ZM58 54V52L56 53V55L52 58L53 60H55L56 61V59L55 58H59V56L57 55ZM85 54L86 53H84V55H83V58H85V59H83V60H81V59H79L78 58V62L80 63V61H81V64L82 65H80L79 66V63L78 62H76L75 64H76V67L74 68V71H76V69H78V67H80L83 71L85 70V69H88L89 68V66L91 65V60H89L88 59V57H85ZM136 54V53H135ZM159 54L161 55L162 53H160V51H159ZM200 54H201V51H200ZM214 53H212V55H213ZM225 55H223V54H221L222 56L220 57V58H222V59H225V57H226V59H227V56L229 55V53H227V55H226V53H224ZM230 54H232L231 52H230ZM256 54V53H255ZM6 55H8L7 53H6ZM22 55V54H21ZM127 55H129V54H127ZM131 55H132V53H131ZM143 55V54H142ZM147 55V54H146ZM149 55V54H148ZM164 55H165V53H164ZM233 55V54H232ZM231 55V56H232ZM254 55V54H253ZM258 55V54H257ZM256 55V56H257ZM261 55H263L262 53H261ZM3 56V55H2ZM29 56H32V55H29V52H28V54H27V58L29 57ZM57 56V57H56ZM118 56V55H117ZM187 56V55H186ZM193 56V55H192ZM194 56H195V54H194ZM204 56H206V55H204ZM215 56H217L218 58H219V54H217L216 55V53H215ZM247 56H249L248 54H247ZM0 57H1V54H0ZM38 57V56H37ZM75 57H77V55L75 56ZM165 57V56H164ZM182 57V56H181ZM188 57H190L189 55H188ZM241 57V56H240ZM251 57H252V55H251ZM250 57V58H251ZM254 57L255 56H253V59H254ZM260 57H262V56H260ZM34 58V57H33ZM128 58V57H127ZM129 58H130V56H129ZM147 58H149V57H147ZM180 58V57H179ZM194 58V57H193ZM201 59L203 58L202 56L200 57ZM217 58V59H218ZM219 58V59H220ZM229 58H230V56H229ZM246 58V57H245ZM245 58H243V59H245ZM257 58V57H256ZM31 59V58H30ZM189 59V58H188ZM204 59V58H203ZM217 59L215 58L214 59V61H212L213 63L215 62V61H217ZM222 59H220V60H222ZM242 59V60H243ZM247 59V58H246ZM253 59L252 60H250V61H252L253 62ZM29 60V59H28ZM58 60V59H57ZM128 60V59H127ZM138 60V59H137ZM151 60V59H150ZM196 60H198V59H196ZM209 60H211L210 58L209 59H207V62L205 63V61H206V59H205V61L203 62V66H202V68H201V76H202V78H203V81L205 80L206 82L207 81H209V78H213V79H218L219 78V76L222 78V76H223V74L225 73V71H226V69H231V66L229 67V65H228V67L229 68H227L226 67V69L224 70V71H221L222 70V68H224V66H226L228 63H229V61H228V63L226 64V60H225V64L226 65H224V62H223V64L221 63V64H219V62H217L219 65H220V71H218V70H216V71H218L217 73H218V75L219 76H217V75H215V77H214V72H216L215 70H214V72L212 73L213 75L210 77V74H211V70H213L211 67H212V64H211V67H210V65L208 64V61ZM219 60V61H220ZM227 60H229V59H227ZM241 60V59H240ZM256 60V59H255ZM260 61V59H257L256 60V63H257V61ZM32 60H30L29 62H31ZM54 61V62H55ZM144 61V60H143ZM147 61V60H146ZM192 61V60H191ZM224 61V60H223ZM249 61V59L246 61V62H248ZM261 61H262V59H261ZM28 62V61H27ZM28 62V63H29ZM189 62V61H188ZM210 62V61H209ZM27 63V64H28ZM78 63V64H77ZM192 63V62H191ZM194 63H195V60H194ZM199 63L201 64V62L199 61ZM204 63H205V65H204ZM216 63V62H215ZM216 63V64H217ZM198 64V63H197ZM200 64H198V66H200ZM216 64H213L214 66V68L216 69ZM244 64H246L245 62H243V66H244ZM30 65H31V63H30ZM54 65V64H53ZM179 65V64H178ZM194 65V64H193ZM221 65H222V67H221ZM224 65V66H223ZM247 65L248 64H246V67L244 66V68H247ZM252 65V64H251ZM250 65V66H251ZM256 65V64H255ZM9 66V65H8ZM32 66V65H31ZM120 66V65H119ZM117 67L116 65H115V69L114 70H116L117 71V74L118 73H120V67ZM197 66V67H198ZM262 66V65H261ZM261 66H259V67H261ZM33 67V66H32ZM50 67H51V65H50ZM49 67V68H50ZM53 67V66H52ZM82 67H84V68H82ZM117 67V68H116ZM185 67H187V64H186V66ZM217 67H219V66H217ZM232 67H234V66H232ZM249 67V66H248ZM253 67H254V65H253ZM5 68H7V67H5ZM188 68H190V67H187L186 69H187V71H188ZM196 68V67H195ZM199 69H200V67H198ZM243 67L241 68V71L244 69ZM252 68V67H251ZM251 68H249V69H251ZM31 69V68H30ZM52 69H54V68H51V71H52ZM123 69H125V68H123ZM144 69V68H143ZM152 69H154V68H152ZM162 69H163V66H162ZM179 69V68H178ZM249 69H245V70H247V72H246V74L247 73H249L250 74V71L248 72V70ZM256 68H253V70L252 71H254ZM25 70V69H24ZM50 70V69H49ZM60 70V69H59ZM79 70V69H78ZM155 70V69H154ZM153 70V74H155L156 76H157V74H156V72ZM157 70H159V69H157ZM156 70V71H157ZM183 70V69H182ZM181 70V71H182ZM191 70V69H190ZM197 70V69H196ZM231 70H234L235 72L237 71V69L235 70V69H231ZM240 70V69H239ZM257 70V69H256ZM50 71V72H51ZM82 71V72H83ZM139 72H140V70H138ZM142 71H145V70H142ZM195 71V70H194ZM193 71V72H194ZM244 71V70H243ZM242 71V72H243ZM24 72V71H23ZM50 72L48 73V74H50ZM53 72H54V70H53ZM80 71H78V73H79ZM85 72V71H84ZM138 72V73H139ZM164 71H162L161 72V74L163 73ZM186 72V71H185ZM193 72H191V74L190 75H192V73ZM222 72H224V73H222ZM233 72V71H232ZM240 72V71H239ZM188 72H186V74H187ZM195 73V72H194ZM221 73V74H220ZM228 73V71H226V74ZM237 73V72H236ZM244 73H245V71H244ZM47 73H45V75H46ZM73 74H74V72H73ZM83 74V73H82ZM87 73L85 72V74H83L84 76L86 75ZM117 74H116V76H117ZM151 74V73H150ZM149 74V75H150ZM166 74V73H165ZM185 74V75H186ZM188 74V75H189ZM196 74V73H195ZM198 74H199V72H198ZM197 74V75H198ZM233 74H234V72H233ZM239 74V73H238ZM241 74V73H240ZM245 74V75H246ZM254 74H256L255 72H254ZM254 74H251V75H253L254 76ZM136 75H138V74H136ZM228 75V74H227ZM237 75V74H236ZM245 75H243L242 76V74H241V76L244 78L245 77ZM53 76H54V74H53ZM52 76V77H53ZM154 75H152V77H153ZM196 76V75H195ZM230 76V75H229ZM233 76V75H232ZM237 76H239V75H237ZM247 76H249V75H247ZM252 76V77H253ZM264 76V75H263ZM89 77V76H88ZM98 77V75L95 77V78H97ZM150 77H151V75H150ZM182 77V76H181ZM189 77V76H188ZM217 77V78H216ZM236 77V76H235ZM234 77V78H235ZM242 77L241 78H239L240 79V81H241V79H242ZM5 78V77H4ZM9 78H10V76H9ZM54 78V77H53ZM159 78V77H158ZM201 78V79H202ZM226 78V77H225ZM251 78V77H250ZM256 78V77H255ZM254 78V79H255ZM262 78H264V77H262ZM6 79H8V78H6ZM14 78H12V80H13ZM116 79L118 80V82L117 83H119V81H121L120 79H118V76L116 77ZM116 79H113L114 80V83H115V80ZM191 79H192V77H191ZM196 79V78H195ZM212 79V80H213ZM220 79V78H219ZM223 79V78H222ZM226 79H228V78H226ZM232 79V78H231ZM230 79V80H231ZM236 79V78H235ZM245 79H248V77L246 78L245 77ZM260 80H261V78H259ZM38 80V79H37ZM86 81H88V78L87 79H85ZM112 80V79H111ZM113 80H112V82H113ZM116 80V81H117ZM153 80H154V78H153ZM165 80V79H164ZM224 80V82H225V79H223ZM222 80V81H223ZM233 80V79H232ZM237 80V79H236ZM156 81H157V79L155 80V82H153L154 84L156 83ZM180 81V80H179ZM193 81V80H192ZM204 81V82H205ZM214 81V80H213ZM217 81V80H216ZM229 81V80H228ZM238 81V80H237ZM243 81V80H242ZM241 81V82H242ZM245 81V80H244ZM250 81H252V80H250ZM249 81V82H250ZM258 81V80H257ZM262 81V80H261ZM263 81H264V79H263ZM12 82V81H11ZM71 82L73 83L74 82V79H72L71 80ZM85 82V81H84ZM97 82H98V78H97ZM164 82V81H163ZM193 82H195V81H193ZM201 82H202V80H201ZM220 82V81H219ZM230 83H231V81H229ZM228 82V83H229ZM235 82V81H234ZM245 82H248V80L247 81H245ZM245 82H244V86H245ZM259 82V81H258ZM0 83H1V81H0ZM88 83V82H87ZM91 83V82H90ZM149 83V82H148ZM157 83H159V81H157ZM160 83H162L161 81H160ZM187 83V82H186ZM191 82H188V84H190ZM92 84V83H91ZM153 84V85H154ZM163 84V83H162ZM195 84V83H194ZM196 84H197V82H196ZM196 84L193 86L192 84H190V85H192V88L194 87L195 89L193 90L194 92H195V90L198 88L197 86H196ZM215 84V83H214ZM243 84V83H242ZM251 84H253V83H251ZM251 84H250V86H251ZM256 84V82L254 83V85ZM260 84H264L263 82H260ZM259 84V85H260ZM82 86H83V84H81ZM80 85V86H81ZM98 85H99V83H98ZM127 85V84H126ZM125 85V86H126ZM161 85V84H160ZM179 85V84H178ZM190 85H188V86H190ZM199 85V84H198ZM202 86L201 87H203L204 85H203V83L201 84ZM224 85H226V84H224ZM259 85H257V86H259ZM261 85V86H262ZM85 86V85H84ZM120 86V85H119ZM214 86H216V84L214 85ZM213 86V87H214ZM219 86V85H218ZM217 86V87H218ZM230 86H232V85H230ZM236 86V85H235ZM239 86V85H238ZM242 86V85H241ZM253 86V85H252ZM256 86V88L257 89H260L261 91L260 92H264V91H262V89L260 88V87H257ZM197 87V88H196ZM222 87V86H221ZM228 87V86H227ZM227 87H226V89H227ZM262 87H264V86H262ZM126 88L127 87H125V89H123V90H126ZM151 88H152V86H151ZM173 87L172 86H170L169 88H167V87H165V89L163 90V91H166V90H168V92H170L171 93V97L173 98L172 99V102L171 103H169V104H167L166 105V117L165 118H168V119H166L165 120V122H164V124L165 125H167V123L171 120V121H173V123H175V126L174 127H172L173 128V131L169 134V131L167 130V134H169L168 136H167V139L165 138V139H162L163 141H159L158 140V142H161L162 143V145L164 146L165 144L167 145H165V149L163 150V162H162V164L164 163V165H165V167H153L152 168V172H151V175H152V178L154 179V178H156V176H158V178L160 179V181H161V183H160V185L161 184H163L162 185V187L164 186L165 187V190L166 189H168V188H170V187H172V185H171V177H170V173H171V169H173L172 168V166H173V163H174V159H173V157H172V155H171V151H168L169 150V147H168V142H171V141H168V138H170L171 139V136L173 137H176V145L178 146V149H179V151L181 152V154H182V156L185 158V161H183V167H182V169H181V172H180V177H182V182H183V185H182V187L181 188H179L180 190H179V192L177 193V194H175L174 196H173V198L172 199H169L168 200V202L170 203V205L166 208V210H164L163 212L162 211H160V212H158V213H154V212H151L150 210H149V208H148V206L146 205L147 204V202L144 204V205H142L143 207H141V208H138V206L141 204V202H140V204H137V203H139V199L138 200H133V199H130V200H128L127 198H129L130 197V195H128L127 194V197H125L126 198V200H124L123 198V200L124 201H126V204L128 205V207L127 206H123L122 205V208H125L124 210L121 208V204H119L118 202H116V200H111L110 198L112 197V198H114V196H116L115 194H117V193H111V194H113L112 196H111V194H110V197L108 198V195H107V193H106V195L107 196H105V194L104 195H101L100 193H98L97 191L95 192V191H90L89 190V188H88V185H86L85 183V185H81V187H79L78 188V186H80V184H74V182H73V178L71 177V176H69V175H63V173H59V174H62V175H54L51 171H47L46 170V168H45V166H43V165H45V160H46V158L47 157H49L48 155H50V156H52L51 154H48V153H53V151H51L50 150V152H48V153H45V154H43V155H41V156H36V157H34L33 159H32V162H31V167L33 168V171L31 172L32 173V175H31V178H29L30 179V181H31V183L34 185V186H36V187H42V188H44V190L46 189V190H50L51 192H53L54 194H56V195H58L59 197H61V198H63V199H73V198H77V197H81L82 199V201L84 202V203H86V204H88V205H93V206H95V207H98V208H102L103 210L105 209V210H107V211H109V212H111L112 214L111 215H114V216H119V214H117V213H120L121 212V210H123L124 211V214H125V212L127 213V216H128V221L127 222H123L121 219H119V220H121L122 222H123V226H124V228H123V230L121 231V234L118 236V241L116 242V243H114L113 245H112V247H113V250L116 252V254L114 255L115 256V258H114V264H181L180 263V260H179V256L180 255H183V256H185L186 257V259H189V260H192V258L193 257H195V256H197L196 254H197V252L200 250V249H194V248H192L190 245H188V243H190V242H198V243H200L201 241L200 240H202V241H208L209 240V242H210V247L212 246V249L211 248H209L208 249V245H207V250H209L210 252L211 251H214V253L215 254H211V253H213V252H211L210 254L211 255H215L214 256V258L216 257V256H218L219 258H223V257H226L225 255H226V253L227 252H225L224 250H225V247L222 245V243H221V241L220 242H217L216 240H215V237L213 236V235H211V232H209V226H210V219H212V217H213V220H215V222L217 221L219 224H221V222H224V225H226L229 229V234L231 233V231H232V233H233V237L235 236L234 234H236L237 233V239H238V241L240 242V243H242L243 244V246H244V249H245V251H246V254H247V256H250L251 254H253V253H255V252H260V251H263L264 250V245H263V243H261V239L260 238H257L256 237V232H253L252 231V227L254 228V226H257V228H260V229H263L264 228V208L263 209H260L261 211H259L258 212V210H259V204L258 203H260V202H258L257 200H258V190L260 189V188H262V187H260L259 189L257 188L256 190H257V192L255 193L251 188H250V186L246 183V181H244V180H242V186L241 185H239V186H241L240 188H239V186L238 187H234V188H232V189H230V188H227L229 191V194H230V197H229V199H227L228 201H226V203H223V190H218L217 192H216V190H214L215 192H216V194H217V198H216V203L214 204V206L213 207H210V205H209V203L206 201L205 203H204V201L203 200H199V199H201V198H203L201 195H200V193H195V191H196V186H197V184H198V182L199 181H203V183H209V182H212V181H214V180H216V174L218 173L219 175H221L222 176V174H223V172H224V170H223V168L221 167V169L220 170H218V167H216V166H213V157L212 156H210V153H209V155H208V152H207V150L209 151H211L214 147H210V146H212L213 144H214V142H212V145H210L209 147H207V149L205 150L204 149V151L205 152H203L202 150V148H201V145H199L200 146V148L202 149L200 152H198V153H201L204 157H203V159L202 160H204V162L203 161H201L202 163H204L202 166H199V165H194L193 163H192V159L190 158V151L192 150V149H194V147H195V145H197V144H194V146H192L193 144H190V143H188L187 142V140H190L191 139V136H190V139H186L187 137V134H185V133H181L180 131H179V126H180V124L182 123V118H180V116L181 115H183V113H184V115H183V117H184V119H185V123H188V127H189V125H190V131L188 132V134L189 135H196L195 134V132H194V130H192V126L193 127H195L196 129L198 128L197 127V125L195 126V124H196V122H198L197 124H198V126H199V120L202 118V116H204L205 115V112L208 110H205L204 112H202L203 113V115H201L200 116V118H199V116H198V114H200L201 113V109H202V102H201V100L202 99H199L200 97H197V96H195L197 99H199L200 100V102L201 103H197L196 102V98H193V96H192V100H191V102H189L188 101V99H190L191 98V96H190V93L193 95L194 93H192L191 91H187V93H189V96H190V98H188V96H187V102H179V98H176V97H174V91H173V89H172ZM191 88V87H190ZM212 88V87H211ZM240 88L241 87H239V89L238 88H236L238 91H240ZM242 88H244V87H242ZM247 87H245L244 89H246ZM98 89V88H97ZM122 89V88H121ZM145 89V88H144ZM161 89V88H160ZM159 88H158V93H159V90H160ZM199 89H200V87H199ZM199 89H197V90H199ZM225 89V88H224ZM235 89V90H236ZM248 89H249V87H248ZM250 89H251V87H250ZM253 89V91H254V89H255V86L252 88ZM75 90H77L76 91V93L78 92V89H76L75 88ZM88 90V89H87ZM135 90H137V89H135ZM180 90V89H179ZM223 90V89H222ZM221 89H220V93L222 92V95L224 96V94H223V92L224 91H222ZM232 90V89H231ZM234 89H233V91L235 92V94L238 92V91H235ZM243 90V89H242ZM264 90V89H263ZM4 91V90H3ZM89 91V90H88ZM90 91H91V89H90ZM127 91V90H126ZM200 91V90H199ZM232 91V92H233ZM251 91V90H250ZM259 90H257L256 91V89H255V92H256V94L257 93H260V92H258ZM147 92V91H146ZM197 92V91H196ZM204 93L203 94H205L206 92H207V90H204L203 91ZM217 92V91H216ZM229 92V91H228ZM232 92H229V94H232ZM246 92V91H245ZM255 92H254V94H255ZM92 93H93V91H92ZM127 93V92H126ZM163 93V94H162ZM162 93H160V94H162V95H164V94H167V91L166 92H162ZM197 93H199V92H197ZM225 93V92H224ZM239 93V92H238ZM242 93H244V92H242ZM253 93V92H252ZM261 93V94H262ZM96 94L97 93H95V96H96ZM185 94V93H184ZM200 94H201V92H200ZM199 94V95H200ZM202 94V95H203ZM208 94V93H207ZM235 94H233L234 95V97H235ZM248 94V93H247ZM251 94V93H250ZM264 94V93H263ZM99 97H100V95L99 94H97ZM153 96H155V99L157 100V98L156 97H158V94L156 95V94H152ZM152 95H150V97L152 96ZM195 95V94H194ZM233 95H232V98H234L233 97ZM237 95H240V94H237ZM243 95H246V94H243ZM260 95V94H259ZM259 95H256V96H258V97H260ZM42 96V95H41ZM58 96V95H57ZM72 96H73V94H72ZM78 96H80V95H78ZM87 96H91V95H88L87 94ZM93 96V95H92ZM91 96V97H92ZM120 96V95H119ZM128 96V95H127ZM143 96V95H142ZM141 96V97H142ZM184 96V95H183ZM216 96H218V95H216ZM229 96H231V95H229ZM242 96V95H241ZM238 96L239 97V99L238 100H240V99H244V100H247V99H245L244 98V96ZM253 96V95H252ZM252 96H251V98H252ZM255 96V95H254ZM56 97V96H55ZM81 97V96H80ZM80 97H79V99H80ZM126 97V95L124 96V98ZM164 97V96H163ZM207 97V96H206ZM210 97H211V95H210ZM210 97H208V98H210ZM237 97V96H236ZM4 98V97H3ZM3 98H1V101L3 102ZM93 98V97H92ZM149 98V97H148ZM170 98V97H169ZM202 98V97H201ZM208 98H207V101H208ZM220 99V97H217V99ZM222 98V97H221ZM224 98V97H223ZM228 98V96H227V94H226V99ZM262 98H263V101H264V95L262 96ZM7 99V98H6ZM57 100H59L60 99V97H57L56 98ZM78 99V98H77ZM78 99V104H80L81 106H82V100L80 99L79 100ZM95 99H96V97H95ZM122 99H123V97H122ZM154 98H153V100H155ZM161 99V98H160ZM212 99V98H211ZM225 98L224 99H222V100H220V101H224V100H226ZM249 99H250V97H249ZM255 99V98H254ZM253 99V100H254ZM168 100V99H167ZM170 100V99H169ZM184 100H186V99H184ZM229 100H230V102H228V103H226V105H225V103L223 104V105H225V106H223V108H221V110H223V109H227V108H225V107H230V108H234L235 109V107L236 106H234V102L236 103V101H234V100H236V99H234L233 101L234 102H231V99L229 98ZM228 100V101H229ZM259 100V99H258ZM261 100V99H260ZM259 100V101H260ZM149 101H150V99H149ZM158 101H159V99H158ZM204 101V100H203ZM210 101V100H209ZM218 101V100H217ZM257 101V100H256ZM2 102H1V106H2ZM59 102H61L60 100H59ZM76 102V101H75ZM93 102H95L94 101V99H93ZM97 102V101H96ZM95 102V103H96ZM154 103H155V101H153ZM160 102V101H159ZM159 102H158V104H159ZM225 102V101H224ZM240 102H243L242 100L240 101ZM239 102V103H240ZM246 104H247V101H244ZM243 102V103H244ZM249 102V101H248ZM253 102V101H252ZM161 103V102H160ZM166 103V102H165ZM212 103H213V101H212ZM215 103V102H214ZM214 103H213V105H214ZM229 103H232V104H229ZM244 103V104H245ZM258 103V105H260V106H262L263 108H264V104L263 105H261V103H259V102H256V104ZM77 104V103H76ZM78 104H77V108H78ZM94 104V103H93ZM97 104V103H96ZM157 104V105H158ZM162 104V103H161ZM206 104V103H205ZM217 104L218 103H216V106L214 107V106H212L211 105V103H210V105L212 106V107H209V108H211L210 110H212V108H216L215 109V111L217 110ZM220 104H221V102H220ZM219 104V105H220ZM229 104V105H228ZM245 104V105H246ZM10 105H12V104H10ZM63 105H64V103H63ZM79 105V106H80ZM91 107H92V105L91 104H89ZM97 105H99V107H101L100 105V103H98ZM97 105H96V108H97ZM148 105V104H147ZM152 105V104H151ZM160 105V104H159ZM163 105V104H162ZM204 105V104H203ZM209 105V104H208ZM222 105V104H221ZM230 105H233L234 107H232V106H230ZM245 105H243L244 107H245ZM250 105H252V104H250ZM253 105L255 106V104L253 103ZM15 106V105H14ZM32 106V105H31ZM50 106H53L52 104H50ZM55 106V105H54ZM81 106L79 107V109L81 108ZM146 106V105H145ZM164 106V105H163ZM238 106H239V104H238ZM260 106H255L256 108L257 107H259V108H262V107H260ZM4 107V106H3ZM76 107V106H75ZM160 107V106H159ZM205 107H207V104L205 105ZM244 107H240L241 108V110L244 108ZM254 107V108H255ZM123 108V107H122ZM238 108V107H237ZM262 108V109H263ZM82 109H83V107H82ZM206 109V108H205ZM2 109H0V111H1ZM73 110H75V109H73ZM97 110H98V108H97ZM101 110V109H100ZM100 110H99V112H100ZM130 110V109H129ZM214 110V109H213ZM218 110H220V109H218ZM228 110H229V112H230V116H232V114H231V112L233 113V109H229L228 108ZM231 110V111H230ZM238 110H240V109H237L236 110V112H238ZM240 110V112H241V114L243 113L242 111ZM260 110V109H259ZM125 111H127L126 109H124V111L122 110V114H123V112L125 113ZM150 111V110H149ZM214 111V112H215ZM261 111V110H260ZM263 111V110H262ZM154 112V111H153ZM157 112V111H156ZM211 112V111H210ZM209 112V113H210ZM213 112V111H212ZM217 112V111H216ZM222 112V111H221ZM239 112V113H240ZM2 113V112H1ZM95 113V112H94ZM101 113V112H100ZM121 113V112H120ZM223 114H225L224 112H222ZM234 113H235V111H234ZM75 114V113H74ZM84 114V113H83ZM82 114V115H83ZM104 114H105V112H104ZM116 114V113H115ZM122 114H120V115H122ZM126 114H127V112H126ZM163 114H164V112H163ZM206 114H208V113H206ZM218 114H219V112H218ZM223 114H220V115H223ZM261 114V113H260ZM54 115V114H53ZM66 115V114H65ZM65 115L63 114V117H65ZM81 115V116H82ZM85 115V114H84ZM84 115H83V117H84ZM90 116H92V114H89ZM120 115H118V116H120ZM128 115V114H127ZM145 115V114H144ZM152 115V114H151ZM160 115H162V113L160 114ZM209 115V114H208ZM213 115H216L215 113L213 114ZM226 116H228L229 117V114H225ZM235 115V114H234ZM234 115H233V117H234ZM258 115V114H257ZM55 116V115H54ZM87 116V115H86ZM118 116H117V120H116V122L118 121L119 122V120L118 119H120V121L123 119H121L120 117L118 118ZM126 116V115H125ZM146 116H148V115H146ZM146 116H144L146 119V122H147V120L149 121V120H151V123H149V124H147V127L145 126V124H146V122H145V120H144V122H145V124H143V128L141 127L139 130H137V131H135V132H133V134H135V136H133V138L131 139L132 141H135V143H137V144H139V143H141L142 142V137L141 136H144V138L143 139H145V135L147 136V131L148 132H150V133H152L153 134V131H149L148 130V128H150V130H152L151 128H153L158 134H159V128H161L160 127V124H157L156 123V125H154L153 126V122L157 119V118H161L159 115H157L156 113H155V115H154V117L155 116H159V117H157L156 119L155 118H153V116H148V117H146ZM197 116H198V119L199 120H197ZM207 116V115H206ZM205 116V117H206ZM211 116H212V114H211ZM236 116V115H235ZM242 116V115H241ZM254 116H256V115H254ZM92 117H95V116H92ZM99 117H100V115H99ZM106 117V116H105ZM123 117H124V115H123ZM164 117V116H163ZM232 117V118H233ZM262 117V116H261ZM1 118V117H0ZM96 119H97V117H95ZM148 118V119H147ZM212 118V117H211ZM210 117H209V119H211ZM218 118H220V119H222L221 118V116H219ZM223 118H225L224 116H223ZM242 118H244V117H242ZM245 118H247V117H245ZM251 118V117H250ZM263 118H264V115H263ZM77 119H79V118H77ZM100 118H98V120H99ZM144 119V118H143ZM152 119H155L154 121H152ZM203 119H204V117H203ZM212 119H215V118H212ZM239 119V118H238ZM235 120L236 122H238L239 120ZM257 119H259V118H257ZM80 120V119H79ZM77 121L76 120V122H78V123H81L82 122V124H83V122H85L84 120L83 121ZM91 120V119H90ZM98 120H96V122L98 121ZM127 121V119L125 118L123 121ZM205 120V119H204ZM203 120V121H204ZM219 120V119H218ZM230 120V119H229ZM100 121V120H99ZM143 121V120H142ZM158 121V120H157ZM206 121V123H207V120H205ZM204 121V122H205ZM210 122L212 121V120H209ZM215 121H217V119H215ZM215 121L213 122V125H214V123H215ZM223 121H224V119H223ZM259 121V120H258ZM75 122V123H76ZM93 122V121H92ZM95 122V123H96ZM144 122H142V123H144ZM159 122H160V120H159ZM158 122V123H159ZM201 122V121H200ZM224 122H226V124H227V119H225V121ZM231 122V121H230ZM250 122H251V120H250ZM98 123V122H97ZM96 123V124H97ZM100 123V122H99ZM120 123V122H119ZM133 122L131 121L130 122V124H132ZM148 123V122H147ZM205 123V124H206ZM220 123H223V122H220ZM234 122H232V124H233ZM260 123H261V121H260ZM260 123H259V125H260ZM263 123V122H262ZM85 124V123H84ZM84 124L82 125V126H84ZM127 124H129V121H127ZM169 124H170V122H169ZM203 124L204 123H202V126H203ZM205 124H204V126H205ZM238 124V123H237ZM241 124V123H240ZM250 124V123H249ZM264 124V123H263ZM262 124V125H263ZM20 125V124H19ZM123 123L121 124V126L123 127ZM184 125V124H183ZM201 125V124H200ZM219 125V124H218ZM234 125V124H233ZM239 125V124H238ZM242 125V124H241ZM259 125H257V124H255V127L256 126H259ZM17 126V125H16ZM35 126V125H34ZM52 126H54L53 124H52ZM94 125H93V123H91V126H89L87 129H90V130H92V133L91 132H89L88 130L87 131H84V132H88L87 134L89 135L90 134V136L89 137H87L88 139H86L85 140V137L87 136L86 135V133H82V134H84V138H82V141H87V142H89L90 143V141L92 140V139H100V140H103V139H108L109 137H111V136H105L104 137V135L105 134H107L106 133V131H105V129L104 128H101V129H99V127L97 126L96 128H94L93 127ZM126 126V125H125ZM162 126H163V123H162ZM172 126H173V124H172ZM185 126H187V125H185ZM206 126H207V124H206ZM205 126V127H206ZM220 126H222V125H220ZM223 126H225V124H223ZM228 126V125H227ZM244 126H245V123H244ZM243 126V127H244ZM12 127V126H11ZM95 129V130H98V133L96 134L95 133V131L93 130V128ZM122 127H120V129L122 128ZM171 127V126H170ZM181 127V126H180ZM184 127V126H183ZM182 127V128H183ZM205 127L204 128H202V129H204V135H205V132L207 133V134H210V138H211V134L213 135L214 133H209V132H207V131H205ZM226 127V126H225ZM239 127V126H238ZM242 127V128H243ZM30 128V127H29ZM65 128V127H64ZM78 128V131H80L81 130V126H79V127H77ZM85 128H86V125H85ZM113 128V127H112ZM115 128V127H114ZM117 128V127H116ZM115 128V129H116ZM146 128V129H145ZM167 128V127H166ZM194 128V129H195ZM199 128H201L200 126H199ZM199 128H198V130H199ZM210 129H211V127H209ZM208 128V129H209ZM237 128V125H236V127H235V129ZM241 128V129H242ZM256 128H258V127H256ZM256 128H253V130L254 129H256ZM260 128V127H259ZM259 128L257 129V132L255 133V136H259V135H257V133H258V130H259ZM66 129V128H65ZM82 129H84V128H82ZM186 129H188V128H186ZM219 129L221 130V129H225V128H223V127H219ZM227 129V128H226ZM18 130V128H16V131ZM123 130H125V129H122V131L121 132H123ZM164 130H166L165 128H164ZM229 130H230V128H229ZM228 130V131H229ZM238 130H240V128L238 129ZM262 130H264L263 128H261V131ZM94 131V132H93ZM129 131V130H128ZM154 131V132H155ZM200 131H203V130H200ZM219 131V130H218ZM225 131V130H224ZM75 132H77V129H76V131ZM80 132H82V131H80ZM79 132V133H80ZM162 132H163V130H162ZM184 132V131H183ZM199 132V131H198ZM233 132H234V130H233ZM260 132V131H259ZM65 133V132H64ZM78 133V134H79ZM95 133V134H94ZM119 133V132H118ZM201 133H203V132H201ZM217 133V132H216ZM228 133H230V132H228ZM238 133V135H239V132H237ZM262 133V132H261ZM14 134V133H13ZM81 134V135H82ZM92 134V135H91ZM163 134V133H162ZM198 134V133H197ZM200 134V133H199ZM206 134V135H207ZM264 134V133H263ZM15 136H16V134H14ZM86 135V136H85ZM95 135V137H93ZM97 135L99 136V138L97 137ZM108 135H112L110 132H109V134ZM115 135V134H114ZM119 135V134H118ZM154 135V134H153ZM160 135V134H159ZM158 135V136H159ZM215 135V134H214ZM229 135V134H228ZM231 135L233 136V133H231ZM14 136V137H15ZM166 136V135H165ZM200 135H198V137H199ZM207 136H209V135H207ZM206 136V137H207ZM216 136V135H215ZM249 136H250V134H249ZM47 137V136H46ZM91 137H92V139H91ZM162 137H163V135H162ZM161 137V138H162ZM186 137V138H185ZM194 137V136H193ZM197 136H196V138L197 139H199ZM201 137H203L204 138V136H201ZM228 137H230V136H228ZM64 138V137H63ZM122 138L123 137H120L119 139H121L122 140ZM159 138V137H158ZM209 137H208V139H210ZM224 138V137H223ZM238 138H240V137H238ZM25 139V137L23 136V140ZM59 139V138H58ZM77 139V138H76ZM75 138L74 139H72L71 140V143L73 144L74 142H73V140L75 141L76 140ZM80 140H81V138H79ZM84 139V140H83ZM105 139V141H107ZM119 139H116V140H118V141H120ZM146 139H148V142H150L151 140H150V137H146ZM169 139V140H170ZM213 141H214V139H213V136H212V138H211ZM219 139V138H218ZM221 139V138H220ZM229 139L230 138H228L227 140L229 141ZM232 139H234V138H232L231 137V140ZM66 140V139H65ZM111 140V139H110ZM114 141V142H118V141ZM172 140H174V139H172ZM196 140V139H195ZM195 140H194V142H195ZM201 140V139H200ZM199 140V141H200ZM203 140H205V139H203ZM203 140H201L202 142H203ZM216 141H217V139H215ZM225 140V139H224ZM264 140V139H263ZM55 142H58L59 140H54ZM54 141H53V143L52 144H54ZM78 140H76V142H77ZM109 141V140H108ZM108 141L107 142H105V143H108ZM128 141V140H127ZM197 141V140H196ZM221 141V140H220ZM250 141V140H249ZM129 142V141H128ZM143 142H144V140H143ZM147 142V143H148ZM198 142V141H197ZM205 142V141H204ZM203 142V143H204ZM207 142V141H206ZM205 142V143H206ZM211 142V141H210ZM218 142V141H217ZM233 142V141H232ZM234 142H235V140H234ZM59 143H60V141H59ZM57 144V143H55L56 145H57V147H58V145H60V144H62L63 142H61L60 144ZM67 143V142H66ZM80 141H78V144H73V147L74 146H77V145H80ZM93 143H95V142H93ZM96 143H97V141H96ZM95 143V144H96ZM110 143V142H109ZM154 143V142H153ZM161 143H159V144H161ZM168 143V144H167ZM193 143V142H192ZM196 143V142H195ZM72 144H70V140H69V142L67 143V145H70V149L69 150H71V151H74L73 150V147H72V149H71V145ZM92 144V143H91ZM94 144V145H95ZM127 144V143H126ZM172 144V143H171ZM210 143H208V145H209ZM220 144V143H219ZM218 144V147H217V143H216V147H217V149H214V153H215V151L217 150V152H219L218 151V148H221L223 145L222 144H220V145H222V146H220ZM227 144V143H226ZM37 144H35V146H36ZM67 145L65 144H62L61 146H62V150L66 153V151H65V148L67 147ZM87 145V144H86ZM93 145V144H92ZM97 145H98V143H97ZM100 145V144H99ZM109 145V144H108ZM121 148H116V149H113L112 148V150H116L117 151V154H122V153H124V152H122L121 153V150H122V148L124 147V146H126V145H123L122 143H121ZM140 145V144H139ZM161 145V146H162ZM203 145V144H202ZM233 145V144H232ZM61 146H59V147H61ZM63 146H66L64 149H63ZM120 146V145H119ZM172 146V145H171ZM193 148H192V147ZM204 146H205V148H206V144H204L203 145V148H204ZM220 146V147H219ZM224 146H226L225 144H224ZM228 146H229V144H228ZM25 147V146H24ZM26 147H28V146H26ZM32 147V146H31ZM30 147V148H31ZM91 147H93V146H91ZM95 147H96V145H95ZM106 147V146H105ZM105 147H103L104 148V150H105ZM126 147H128V146H126ZM126 147H125V149H126ZM131 147V146H130ZM143 147V146H142ZM260 147V146H259ZM262 147V146H261ZM94 148V147H93ZM115 148V147H114ZM173 148V147H172ZM196 148H198L197 146H196ZM195 148V149H196ZM200 148H199V150H200ZM210 148V149H209ZM212 148V149H211ZM236 148L238 149V150H240L241 148L239 147V146H237L236 145ZM257 148V147H256ZM25 149H27V148H25ZM118 149V150H117ZM121 149V150H120ZM125 149H123V151L125 150ZM127 149H129V148H127ZM133 149V148H132ZM153 148H151V149H149L150 151H151V153H153L152 150ZM228 149V148H227ZM229 149H232L231 147L229 148ZM28 150V149H27ZM60 150V149H59ZM61 150V151H62ZM68 150V152H69V154H67L68 156H71V154H72V152L71 151H69ZM111 150V151H112ZM177 150V149H176ZM220 150V149H219ZM237 150V151H238ZM254 150V149H253ZM258 150V149H257ZM23 151V150H22ZM30 151V150H29ZM87 151H88V149H87ZM86 151V152H87ZM92 151V150H91ZM94 151H97V150H94ZM94 151L93 152H91V153H93L94 154ZM98 151H99V149H98ZM100 151L102 152V150H101V147H100ZM100 151L98 152V155H99V153H100ZM110 151V152H111ZM132 151H134V150H132ZM132 151H131V153H132ZM149 151V152H150ZM158 151V150H157ZM168 151V152H167ZM220 151H223V150H220ZM231 151V150H230ZM233 151V150H232ZM236 150H235V152H237ZM60 152V151H59ZM67 152V153H68ZM85 152V151H84ZM105 152V151H104ZM109 152V153H110ZM189 152V153H188ZM193 152H195V150H193ZM207 152V153H206ZM213 152V151H212ZM264 152V149L263 150H258V153H256V156H260V155H262V157H263V153ZM78 153V152H77ZM83 153V152H82ZM81 153V154H82ZM95 153H97V152H95ZM136 153V152H135ZM146 153V152H145ZM148 153V152H147ZM160 153V152H159ZM159 153H158V155H159ZM175 153V152H174ZM214 153H212V155L214 154ZM234 153V152H233ZM255 153V152H254ZM253 153V154H254ZM55 154V153H54ZM85 154V153H84ZM89 153L87 152V155H88ZM112 154V152L110 153V155H108V156H110L109 158V160H110V162H111V157L114 155H116L117 156V154L116 153H114V151H113V154ZM134 154V153H133ZM141 154H144V152H143V150H141ZM207 154V155H206ZM216 154V153H215ZM214 154V155H215ZM218 154H221L222 156H223V153L221 152H219ZM238 156H240V154H239V151H238ZM251 154V153H250ZM260 154V155H259ZM57 155V154H56ZM86 155V154H85ZM90 155H92V154H90ZM89 155V156H90ZM100 155H102L103 156V154H101L100 153ZM123 155V154H122ZM134 155H136V154H134ZM144 155H146V154H144ZM234 155V154H233ZM249 155V154H248ZM255 155V154H254ZM60 156V155H59ZM75 156H77L76 154L74 155V158H75ZM82 156V155H81ZM104 156H105V154H104ZM113 156V157H114ZM126 156V155H125ZM137 156V155H136ZM147 157H148V155H146ZM179 156V155H178ZM235 156V155H234ZM82 157H85V156H82ZM120 157V156H119ZM127 157H129V156H127ZM192 157V156H191ZM201 157V156H200ZM228 157L229 156H226V159L228 160ZM233 157V156H232ZM231 157V159H233ZM236 157V156H235ZM250 157H253L252 155H250ZM60 158H61V156L59 157V161H60ZM78 158H79V156H78ZM130 158V157H129ZM142 158V157H141ZM157 158H158V156H157ZM194 158H195V156H194ZM257 158V157H256ZM58 159V158H57ZM140 159V158H139ZM148 159V158H147ZM151 159V158H150ZM152 159H154V158H152ZM151 159V160H152ZM161 159H162V157H161ZM179 159V158H178ZM198 159H200V158H198ZM218 159V158H217ZM223 159H224V157H223ZM230 159V158H229ZM236 159V158H235ZM243 159V158H242ZM250 159V158H249ZM249 159H246V161H248ZM253 159V158H252ZM254 159H255V157H254ZM13 160V159H12ZM65 160H67V159H65ZM64 160V161H65ZM68 160H69V157H68ZM75 160H76V158H75ZM80 161H81V159H79ZM85 160V159H84ZM83 160V161H84ZM120 160V159H119ZM122 160V159H121ZM131 160V159H130ZM142 160V159H141ZM145 160V159H144ZM180 160V159H179ZM238 160V159H237ZM63 161V162H64ZM79 161V162H80ZM129 160H127L126 162H128ZM221 161H222V159H221ZM230 161V160H229ZM232 161V160H231ZM230 161V162H231ZM252 161V160H251ZM62 162V161H61ZM107 162V161H106ZM105 162V163H106ZM126 162H124V164L126 163ZM132 162L133 161H131V165H132ZM155 162V161H154ZM160 162V161H159ZM159 162L157 163V164H159ZM160 162V163H161ZM196 162V161H195ZM199 162V161H198ZM197 162V163H198ZM216 162H217V160H216ZM227 162V161H226ZM249 162V161H248ZM247 162V163H248ZM252 162H254V160L252 161ZM65 163V162H64ZM63 163V164H64ZM68 163V162H67ZM109 163V161L106 163V165ZM112 163V162H111ZM148 163V162H147ZM180 163V162H179ZM202 163H200V164H202ZM219 163V159H218V162H217V164ZM221 163V162H220ZM240 163V162H239ZM260 163L261 164H264V160H260ZM120 164V163H119ZM118 164V165H119ZM121 164H123L122 162H121ZM120 164V165H121ZM123 164V165H124ZM140 164H141V162H140ZM161 164V165H162ZM216 164V165H217ZM228 164V163H227ZM226 164V165H227ZM249 164H251V163H249ZM72 165H74V163L72 164ZM78 166H79V163L77 164ZM85 165V164H84ZM112 165L113 164H111V167H112ZM128 165H129V163H128ZM135 165V164H134ZM133 165V166H134ZM150 165V164H149ZM154 165H156V164H154ZM215 165V164H214ZM231 165V164H230ZM252 165V164H251ZM42 166V167H41ZM151 166V165H150ZM235 166V165H234ZM234 166H232V167H234ZM243 166L244 167H246L247 166V164L245 163V162H243ZM72 167V166H71ZM71 167H69V168H71ZM83 167V166H82ZM109 167H110V164H109ZM108 167V168H109ZM124 166H122V168H123ZM130 167V166H129ZM129 167H128V172H129ZM229 167V166H228ZM227 166H226V168H228ZM244 167H241V168H244ZM8 168V167H7ZM6 168V169H7ZM40 168H43L42 169V171H41V169ZM66 168V167H65ZM64 167H63V170L65 169ZM120 168V167H119ZM145 168V167H144ZM143 168V169H144ZM147 168V167H146ZM176 168V167H175ZM237 168V167H236ZM45 169V170H44ZM58 169H60V167H58ZM74 169V168H73ZM76 169V168H75ZM107 169V168H106ZM118 169V168H117ZM124 169L125 168H123V171H124ZM230 168H228V174H229V170ZM31 170V169H30ZM126 171H127V169H125ZM149 170V169H148ZM54 171V170H53ZM56 171V170H55ZM54 171V172H55ZM82 171H83V169H82ZM85 171V170H84ZM110 171V170H109ZM113 171V170H112ZM111 171V172H112ZM117 171V170H116ZM121 171V170H120ZM226 171V172H227ZM234 171V170H233ZM110 172V173H111ZM137 172V171H136ZM149 172V171H148ZM175 172V171H174ZM225 172V173H226ZM232 172V171H231ZM231 172H230V174H231ZM235 172V171H234ZM1 173V172H0ZM13 173V172H12ZM145 173V172H144ZM222 173V174H221ZM17 174H18V172H17ZM20 174V173H19ZM56 174V173H55ZM58 174V173H57ZM142 174V173H141ZM147 174V173H146ZM146 174H144V175H141L140 176V178H141V180H147L148 178H146ZM176 174V173H175ZM217 174V175H218ZM227 174V173H226ZM226 174H225V177H226ZM227 174V175H228ZM0 175H3V174H0ZM6 175H7V177H9L10 175H8L7 173H6ZM72 175V174H71ZM75 175H77V173L75 174ZM79 175V174H78ZM78 175L77 176H75V178L77 177L78 178ZM129 175V174H128ZM138 174H136V176H137ZM177 175H179V174H177ZM176 175V176H177ZM233 175H236V174H233ZM5 176V175H4ZM80 176V175H79ZM129 176H131V175H129ZM134 176H135V174H134ZM149 177H150V175H148ZM221 176H218L217 177V180H218V182H219V180L220 181H222L221 180ZM232 176V175H231ZM106 177V176H105ZM215 177V178H214ZM230 177V176H229ZM17 178V177H16ZM110 178V177H109ZM139 178V179H140ZM173 178V177H172ZM240 178V177H239ZM18 179H20V178H18ZM111 179V178H110ZM136 179V178H135ZM137 180V183L140 181V180ZM242 179H244L243 177H242ZM124 180V179H123ZM158 180V179H157ZM226 181H227V179H225ZM114 181V180H113ZM119 181V180H118ZM121 181V180H120ZM148 181V180H147ZM159 181V180H158ZM175 181H177L176 179H175ZM230 181V180H229ZM238 181V180H237ZM174 182V181H173ZM240 182V181H239ZM86 183H88V182H86ZM103 183V182H102ZM125 183V182H124ZM159 183V182H158ZM177 183V182H176ZM181 183V182H180ZM227 183V182H226ZM18 184V183H17ZM16 184V185H17ZM92 184V183H91ZM104 184V183H103ZM131 184V183H130ZM132 184H133V182H132ZM131 184V185H132ZM155 184V183H154ZM153 184V187L155 186ZM173 184V183H172ZM213 184V183H212ZM215 184V183H214ZM263 184V181L260 183V185H262ZM21 185V184H20ZM116 185V184H115ZM135 185H137V184H135ZM140 184H138V186H139ZM216 185V184H215ZM223 185V184H222ZM238 185V184H237ZM237 185H234V186H237ZM76 186H77V188H76ZM90 186V188H91V185H89ZM108 186V185H107ZM112 186L114 187V185H111V187H109L108 188V190H112L111 188H112ZM118 186H120V185H118ZM121 186H123V184L121 185ZM149 186V185H148ZM152 186V185H151ZM157 186H159V185H157ZM205 187H206V184L204 185ZM218 186H220V185H218ZM232 186V185H231ZM11 187H12V185H11ZM164 187H163V189H164ZM199 187V186H198ZM202 187V186H201ZM93 188V187H92ZM129 188V187H128ZM127 188V190L129 191L130 190V188L128 189ZM143 188V187H142ZM209 188V187H208ZM225 188V187H224ZM123 189H125V187L123 186ZM143 189H145V188H143ZM151 189V188H150ZM159 189V188H158ZM207 189V188H206ZM219 189V188H218ZM16 190V189H15ZM115 190H116V188H115ZM149 190V189H148ZM155 190H156V187H155ZM31 191H33V190H31ZM104 191H106V189L104 190ZM103 191V192H104ZM113 191V190H112ZM127 191V192H128ZM133 191V190H132ZM140 191V190H139ZM143 191H146V190H143ZM154 191V190H153ZM159 191V190H158ZM160 191H161V189H160ZM168 191L170 192V194L172 193V191L170 190V189H168ZM207 191V190H206ZM34 192V191H33ZM32 192V193H33ZM156 192H157V190H156ZM162 192V191H161ZM35 193V192H34ZM125 193V192H124ZM123 193V194H124ZM130 193H132L131 191H130ZM143 193V192H142ZM175 193V192H174ZM173 193V194H174ZM203 193V192H202ZM263 193V192H262ZM120 194V193H119ZM126 194V193H125ZM124 194V195H125ZM144 194V193H143ZM208 194V193H207ZM225 194V193H224ZM228 194V195H229ZM31 195H33V194H31ZM152 195H153V193H152ZM210 195V194H209ZM262 195H264V194H262ZM34 196V195H33ZM117 196H118V198L117 199H120L121 200V198L119 197V195L117 194ZM116 196V197H117ZM133 196H135V195H133ZM166 196V195H165ZM170 196V195H169ZM205 196H206V192H205ZM212 196V195H211ZM261 196V195H260ZM122 197V196H121ZM136 198V197H135ZM143 198H144V196H143ZM170 198V197H169ZM209 198V197H208ZM110 199V200H109ZM116 199V198H115ZM141 199H142V197H141ZM151 199V198H150ZM224 199H225V196H224ZM260 199H262V198H260ZM120 200H119V202H120ZM123 200H122V202H123ZM210 201V200H209ZM213 201V200H212ZM151 202V201H150ZM262 202H263V200H262ZM23 203V202H22ZM124 203V202H123ZM37 203H35V205H36ZM10 205V204H9ZM20 205H23V204H20ZM72 206V205H71ZM141 206V205H140ZM17 207V203H16V206H14V208H16ZM25 207V206H24ZM74 207V205L72 206V208ZM76 207V206H75ZM8 208H11V207H8ZM17 208H21V207H17ZM261 208V207H260ZM29 209V208H28ZM71 209V208H70ZM96 209V208H95ZM213 210V211H212ZM32 211H33V209L31 210V213H32ZM123 211L121 212V213H123ZM7 212V211H6ZM9 212V211H8ZM14 212H15V210H14ZM37 212V211H36ZM108 212V213H109ZM20 213V212H19ZM18 213V214H19ZM28 213H29V211H28ZM34 213V212H33ZM104 213V212H103ZM17 214V217L19 216L20 217V215H18ZM74 214H76V213H74ZM94 214V213H93ZM92 214V215H93ZM110 214V213H109ZM108 214V215H109ZM7 215V214H6ZM14 215V214H13ZM27 215V214H26ZM33 217H34V215L33 214H31ZM31 215H28V216H30V218H28L27 216L25 217V214H23V215H21V218H22V220L20 221V224H22L24 221H26L27 219L29 220L28 222H29V224H32L34 221H32L31 219H32V217H31ZM87 215H89V214H87ZM95 215V214H94ZM97 215V214H96ZM100 215V214H99ZM107 215V214H106ZM109 216V217H112V216ZM121 215V214H120ZM210 215H211V218H210ZM213 215V216H212ZM12 216V215H11ZM10 216V217H11ZM83 216H84V214H83ZM82 216V217H83ZM127 216H125V217H127ZM6 217V216H5ZM37 217V216H36ZM85 217V216H84ZM92 217V216H91ZM104 218L106 217V216H103ZM88 218H90V217H88ZM99 218V217H98ZM107 218V217H106ZM106 218L105 219H103L102 220V217H101V219H100V221L103 223L104 222V220H105V224H107L108 222L106 221ZM121 218V217H120ZM18 219V218H17ZM36 219V218H35ZM85 219V218H84ZM95 219H96V217H95ZM108 219V218H107ZM115 219V218H114ZM34 220V219H33ZM36 220H38V218L36 219ZM35 220V221H36ZM85 220H87V219H85ZM109 220H111V218L109 219ZM99 221V222H100ZM115 221V220H114ZM114 221H112L111 220V222L113 223ZM111 222H109V223H111ZM116 222V221H115ZM37 223V222H36ZM76 225H77V222L75 221L74 222ZM5 224V223H4ZM117 224V223H116ZM104 226V225H103ZM106 226V225H105ZM108 226V225H107ZM111 226V225H110ZM117 226V225H116ZM116 226L115 227H111V228H116ZM118 226L119 227H121V225H119L118 224ZM28 227V226H27ZM76 227V226H75ZM79 227V226H78ZM98 227V226H97ZM219 227V226H218ZM105 228V227H104ZM221 228H223V227H220V229ZM226 228V227H225ZM121 229V228H120ZM120 229H118L119 231H120ZM25 230V229H24ZM116 230H117V228H116ZM117 230V231H118ZM14 231H16V230H14ZM18 231V230H17ZM16 231V232H17ZM20 231V230H19ZM82 231V230H81ZM100 231V230H99ZM112 231V230H111ZM115 231V230H114ZM143 231H147V233H143ZM223 231H224V229H223ZM227 231V228L225 229V231L224 232H226ZM98 232V231H97ZM96 232V234H98ZM101 232H103V230H101ZM6 233V232H5ZM5 233H3V234H5ZM12 233V232H11ZM26 233H28L29 234V232H28V230H27V232ZM41 233V232H40ZM146 234V236H147V234L148 235H150V236H155V238L157 239V242H158V244L159 245H161L162 247V249L163 248H165V250H164V252L162 253V256L160 257V258H154V257H152V255H151V258H149V257H146V255H144L145 254V250H147V248H148V245H146V249H140L138 246H140L141 245V243H140V241L139 240H141V242L143 241V242H145L144 241V235ZM228 233V232H227ZM231 233V234H232ZM15 234V233H14ZM95 234V235H96ZM7 235V234H6ZM27 235V234H26ZM25 235V236H26ZM44 235V234H43ZM228 235V234H227ZM1 236H2V234H1ZM4 236V235H3ZM2 236V237H3ZM29 236V235H28ZM28 236H27V238H28ZM41 236V235H40ZM79 236V235H78ZM140 236L142 237V239L140 238ZM150 236H148L147 238L149 239L150 238ZM232 236V235H231ZM263 236H264V234H263ZM6 237V236H5ZM42 237V236H41ZM75 237V236H74ZM73 237V238H74ZM112 237V236H111ZM152 237V238H153ZM24 238V237H23ZM26 238V237H25ZM26 238V239H27ZM32 238V237H31ZM31 238H30V240L29 241H31ZM72 238V239H73ZM108 238V237H107ZM146 238V239H147ZM32 239H34V238H32ZM46 239V238H45ZM49 239V238H48ZM48 239H46V240H44V236H43V240H41L40 242H41V244L39 245L40 247H41V245H42V248L43 247H45V248H47V251L48 252H50L49 250H56V254L58 255V257H59V264H67L68 262H71V261H73V259L76 257V255L78 254H80V251L78 250V249H75V247L77 248L78 246H75L74 244V246L73 245H71V242L68 240V239H70V238H68V239H66V242L65 241H63V242H61L60 241V243H50V241H51V238H50V241H48ZM109 239V238H108ZM148 239H147V242H148ZM25 239H23V246H24V248L27 250V249H29L31 246H30V242H29V244H28V240L26 241V243H25V241H24ZM58 240H60V239H58ZM57 240V241H58ZM99 240V239H98ZM112 240H114V238L112 239ZM153 240H155L154 238H153ZM152 240V241H153ZM175 241L176 242V244H177V246L176 247H173L172 245H171V241ZM19 241V240H18ZM38 241V240H37ZM36 241V242H37ZM52 241H53V239H52ZM56 241V240H55ZM56 241V242H57ZM32 242V241H31ZM69 242V243H68ZM73 242H75V244H79V243H77L78 241H73ZM109 242V241H108ZM63 243V244H62ZM65 243V244H64ZM97 243V242H96ZM106 243V242H105ZM139 245H138V244ZM234 243V242H233ZM22 244V242L20 243V244H18V243H16L14 240H13V238H11V237H9L8 238V240L7 241H5L4 243H3V245L2 244H0V245H2V251H1V264H33L31 261H29V260H32V258L30 257L28 260H25L24 258H22L21 257V255H20V253L18 252V250H19V246ZM33 244V243H32ZM100 244H102V243H100ZM100 244H98V245H100ZM103 244H104V242H103ZM109 244H110V242H109ZM152 244H154L155 245V241L152 243ZM151 244V245H152ZM191 244V243H190ZM194 244V243H193ZM192 244V245H193ZM34 245V244H33ZM108 245V243L106 244V246ZM143 245H145V243H143ZM142 245V246H143ZM195 245V244H194ZM230 245V244H229ZM263 245V246H262ZM36 246V245H35ZM34 246V247H35ZM105 246V247H106ZM156 246V245H155ZM240 246H242V245H240ZM1 247V246H0ZM29 247V248H28ZM97 247H100V248H102V245L101 246H97V244L96 245H94V247L92 246V248H97ZM104 247V246H103ZM139 249H138V248ZM152 247H153V245H152ZM151 247V248H152ZM24 248H23V250H24ZM37 248V247H36ZM45 248H43V249H45ZM91 248V249H92ZM100 248H97V251L99 252V250H100ZM109 247H107L106 249H108ZM156 248V247H155ZM241 248V247H240ZM239 248V253L240 252H242L241 250L242 249H240ZM31 249V248H30ZM29 249V250H30ZM34 249V248H33ZM85 249V248H84ZM87 249L89 250V248L87 247ZM86 249V250H87ZM103 250H105V248H102ZM101 249V250H102ZM149 249H150V247H149ZM149 249H148V253H150L149 252ZM158 249V248H157ZM166 249H167V251L169 252V254H165V251H166ZM39 250V249H38ZM87 250V251H88ZM109 250V249H108ZM144 250V251H143ZM232 250V249H231ZM231 250H230V252H231ZM31 251V250H30ZM39 251H41V250H39ZM86 251V253L87 254H91L90 252L88 253ZM96 251V252H97ZM114 251L112 252V256H113V253H114ZM204 251H205V254H204ZM202 253H201V255H203L204 257H206L207 255L206 254H209V253H207L206 252V249L204 250ZM32 252V251H31ZM52 252V251H51ZM84 252V251H83ZM94 252V251H93ZM104 253H106L107 252V250H106V252L105 251H103ZM151 252H153L154 253V250L152 251L151 250ZM158 252H160L159 250H158ZM29 253V252H28ZM33 253V252H32ZM55 253V252H54ZM86 253H83V254H86ZM104 253H102L101 251L99 252V254H100V256H102L101 254H104ZM232 253V252H231ZM46 254V253H45ZM44 254V255H45ZM83 254L81 255V257L83 256ZM86 254V255H87ZM200 254V253H199ZM241 254V253H240ZM239 254V255H240ZM30 255V254H29ZM31 255H33V254H31ZM30 255V256H31ZM42 255V254H41ZM47 255V254H46ZM77 255V256H78ZM91 255H93V254H91ZM97 255H98V253H97ZM97 255H94V256H92V257H90L89 258V260L87 261V263L86 264H105V261H103L104 260V258L103 259H101L99 256H97ZM106 255H108V254H106ZM147 255H149V254H147ZM149 255V256H150ZM211 255H208V256H211ZM229 255H231V254H229ZM229 255H227V256H229ZM255 255V254H254ZM28 256V255H27ZM27 256H25V257H27ZM35 256V255H34ZM40 256V255H39ZM43 256V255H42ZM41 256V257H42ZM48 256V255H47ZM104 256V255H103ZM111 256V257H112ZM199 257H200V255H198ZM256 256H258L257 254H256ZM29 257V256H28ZM27 257V258H28ZM40 257V258H41ZM53 257H54V255H53ZM84 257V256H83ZM105 257V256H104ZM110 257V258H111ZM241 257H242V255H241ZM76 258H78V257H76ZM80 258V257H79ZM107 258V257H106ZM109 258V259H110ZM207 258V257H206ZM232 258H233V256L231 257V260H228V259H226L227 261H231V263H233L232 262ZM235 258H239V259H241L240 258V256L238 257V256H236ZM235 258L233 259L234 261H235ZM247 258V257H246ZM259 258H261V256H259ZM34 259H36V258H34ZM33 259V261H35ZM53 259V258H52ZM108 259V258H107ZM199 259L200 258H195V260L194 261H199ZM215 259H217V258H215ZM230 259V258H229ZM239 259H236V261L237 260H239ZM250 259H251V257H250ZM264 259V258H263ZM55 260V259H54ZM80 260V259H79ZM86 260V259H85ZM113 260V259H112ZM111 260V261H112ZM185 260V259H184ZM184 260H182V261H184ZM201 260V259H200ZM206 260V259H205ZM204 260V261H205ZM208 260H209V258H208ZM210 260H213L212 258L210 259ZM217 260H219V259H217ZM223 260H225L224 258L222 259V261H221V263H218L219 261H217V264H223ZM252 260H253V258H252ZM251 260V261H252ZM254 260H256V259H254ZM203 261V260H202ZM246 261V260H245ZM264 261V260H263ZM51 262V261H50ZM107 263L108 262H110L109 260L108 261H106ZM161 262V263H160ZM210 262V261H209ZM256 263H258L257 261H255ZM254 262V263H255ZM38 263H39V261H38ZM58 263V262H57ZM106 263V264H107ZM224 263H225V261H224ZM231 263H228L227 262V264H231ZM245 263V262H244ZM254 263H252V264H254ZM263 263V262H262ZM109 264H113V262L112 263H109ZM186 264H189L188 262L186 263ZM213 264H216V263H213ZM250 264H251V262H250ZM259 264V263H258Z\"/></svg>", "mask_w": 264, "mask_h": 264}]
</instances>
